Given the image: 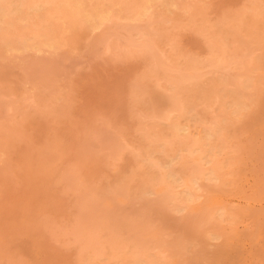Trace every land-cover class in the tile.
<instances>
[{"label":"rangeland","instance_id":"1","mask_svg":"<svg viewBox=\"0 0 264 264\" xmlns=\"http://www.w3.org/2000/svg\"><path fill=\"white\" fill-rule=\"evenodd\" d=\"M94 1L95 0L93 1L92 0L90 1L89 0H85V1L84 0L82 1L81 0L79 1L78 0H67V1L66 0H53V1L52 0L50 1L49 0H31V1L23 0L22 2V0H0V9H1L0 14L3 15V16L0 15V20H1L0 22V25H1L0 26V52H1L0 58H2L0 59V69H3L4 66L6 65L5 69L7 70V71L0 70V98H1L0 99V264H81V263L82 264L84 263L102 264V262L103 264H117V263L118 264H128V263L129 264L130 263L131 264L132 263L133 264H142V263L144 264L145 263L146 264H161V263L162 264H203L204 263L205 264V262L206 264H224V263L225 264H264V123H263L264 122V111H263L264 110V97L262 98V96L264 95V91H263L264 90V75H263L264 74V49H263L264 48V34H263L264 33L263 31L264 30V27H263L264 26V20H263L264 19V10H263L264 0H260V2L259 0L258 1L257 0H199L201 3L198 2V0H191V1L190 0H171V1L169 0H157V1L156 0L155 1L154 0L152 1L151 0H143V1L140 0L139 1L138 0L139 2H137V0H134V2L133 0L132 1L131 0H118L119 2L117 0H110V1L109 0H101V1L96 0L95 2ZM124 1L125 3H123ZM51 2H54V3H51ZM82 4H85V5H82ZM95 4L97 5L100 4V5L96 6ZM143 4L144 6L148 5L145 11L144 9H139V8L137 9L136 6H141ZM172 5L176 8V10ZM19 6L21 9L18 8ZM120 6H121V10L119 9ZM81 7L82 8L85 7V8L82 9ZM93 7L95 8L97 7V8L95 9ZM61 8L63 10H61ZM185 9H187L188 12H186L187 10L185 11ZM106 10L109 11V13L105 14V12H107ZM16 11L19 13H17ZM141 11L142 13L140 14H142L143 16L139 14V12ZM6 12L7 13L9 12V13L7 14ZM23 12H26V13H23ZM29 12H32V13H29ZM77 12L79 13V15H77L78 14ZM152 12L154 15H152ZM94 13H96L97 15ZM124 13L128 16H126ZM249 13H251V16L249 15ZM129 15L131 17H129ZM209 15L210 17H208ZM5 17H6V20H5ZM13 17H15L16 19ZM42 17L45 21L42 19ZM71 17L72 18L74 17V18L70 19ZM114 18H116L117 20L116 19L114 20ZM95 19L98 21H96ZM84 20H89V21H84ZM112 21L113 22L116 21V22L113 23ZM4 22H6V24ZM83 22H84V25H81L83 24ZM95 22H98V24H95ZM179 22H181V24ZM183 22H185V24ZM40 23H41V26L39 27ZM76 24L77 25L79 24V25L77 26ZM48 25H50V27ZM18 27L20 28V30H18L19 29ZM254 30L256 32H254ZM34 31L36 32L34 33ZM49 31H52V32H49ZM74 31H76L75 34L73 33ZM259 31L261 35L258 33ZM13 32H16V33L13 34ZM250 32L253 33V35L250 34ZM63 33H65L66 35ZM240 34L243 37L242 39H241ZM43 35H45V37ZM164 35H165V38H164ZM17 37L20 39H18ZM254 37L257 39H255ZM24 39L27 41H25ZM114 39L115 40L117 39L118 42L114 41ZM2 40H4L3 42L5 43H3ZM150 40L152 43L150 42ZM220 40L222 42H220ZM157 42L158 44H156ZM177 43L178 44L180 43L179 47ZM224 43H226V45ZM31 44L33 45L31 46ZM117 44H118V48H117ZM261 44L263 45V47ZM12 47L13 49H11ZM130 47L133 49H131ZM111 48L113 50L115 48L116 51H113ZM136 48H138L139 51ZM58 49H59V52H58ZM156 49H158V51ZM166 49L169 52H166L167 51ZM15 51H18V52H15ZM160 51L161 52L163 51V52L161 53ZM170 51L172 52L170 53ZM228 53L230 54L228 55ZM249 53L252 56H249ZM27 54L29 55V57H27L28 56ZM10 55H14V56L9 57ZM226 55L230 57L229 58L227 56L228 60L226 58ZM161 56L163 57V60ZM196 56H197V59H195ZM176 57H177V60H176ZM195 60L197 61L198 64L196 63ZM198 60L200 61L198 62ZM187 63H190V64H187ZM247 63L249 64L248 67L245 66L247 65ZM199 64H200V67H199ZM240 67H243V69ZM179 68L180 70H176ZM198 68L200 69V71ZM213 70H215V72ZM243 71L245 72L243 73ZM196 72H197V75H196ZM234 72H236L235 74L237 73L238 74L237 75L232 74ZM183 73L184 75H182ZM219 75L221 76V78ZM39 77H42L43 80L42 78H39ZM48 78L52 81L54 80L55 82L50 81ZM233 78L234 80H232ZM237 78H240L241 80L240 79L237 80ZM198 79H200L201 81ZM196 80H198V82ZM172 81L174 82L172 83ZM240 81H241V84H239ZM227 82H228V85H227ZM171 84L173 85L172 86L173 89L171 87ZM246 84L249 86V88ZM203 85H205V87ZM251 85L253 87H251ZM213 86L216 88H214ZM232 87H233V90H232ZM189 88L191 89L189 90ZM221 88H225V90L223 89L221 90ZM228 88L230 90H228ZM207 89L209 93L207 92ZM45 90L48 91L49 93L46 92ZM141 90L144 92H142ZM136 91L139 92V95ZM140 92H142L143 94L142 93L140 94ZM195 93L196 94L198 93V94L196 95ZM223 93L226 96V98L224 97ZM253 93L254 94L257 93V94L254 96ZM211 94H213L214 96ZM218 94L220 95L218 96ZM2 95H4V98ZM221 95H222V98H221ZM54 96H57V97H54ZM144 96H147V97L145 98ZM59 97L61 99H59ZM250 97H251V100H250ZM253 97L255 98V100H257V103H255L256 101L254 100ZM228 98H230L229 100L231 101H229ZM193 99L195 100L193 101ZM223 99L225 102L223 101ZM134 100L136 101V103ZM174 100L175 102H173ZM187 100L191 102L192 104L189 103ZM216 100L220 103L219 105ZM232 101H234L235 103H232ZM240 101L242 102V104H240L241 103ZM245 105L247 106V108ZM205 108L207 111L205 110ZM189 109L190 111H188ZM151 113H154V114H151ZM209 113L210 114L213 113V115H210ZM236 113L238 114V116ZM181 114L183 115V117ZM194 114H197V115H194ZM152 115H154L153 116L154 118L152 117ZM173 115H176V116H173ZM189 115H192V116H189ZM195 117L198 121L194 119ZM253 118L256 120H254ZM215 119H217L216 123L214 122ZM171 120H173L172 123H171ZM177 120L178 122H176ZM200 120L202 123L200 122ZM224 120H226V123ZM238 120L240 122H238ZM165 121L169 122L170 124H167ZM185 122H187L188 124L187 123L185 124ZM203 122L204 123L207 122L208 125L204 124ZM222 122L223 124H221ZM229 122L231 123L228 124ZM192 123L193 124L196 123L197 125L196 124L193 125ZM180 124L185 125L186 128L187 129L189 128V129L188 130L186 129V131L184 132H180L178 130V126H180ZM189 124L190 125L192 124V126H190ZM213 125H215L216 127ZM204 126H206V128ZM223 126L225 127L223 128ZM233 126H235V128ZM106 128L107 130L108 129L109 130L108 131L105 130ZM167 128H168V131H167ZM227 128L230 130H228ZM140 129L142 130L140 131ZM221 129H222L221 131L222 133H220ZM194 131H196V133ZM203 131H206L207 133ZM208 132L210 133V135ZM215 133L216 134L218 133V134L216 135ZM104 134L106 137L104 136ZM107 136H109L110 139ZM133 136H135V138ZM157 136L159 138H157ZM183 137H184L185 142L183 141ZM200 137L204 139L202 140ZM213 137L214 139H218V141L214 140ZM150 138H152L151 139L152 141L150 140ZM220 139L221 141H219ZM209 140H212V141H209ZM214 141L217 147L212 146V143ZM206 142L208 143L205 146ZM221 143H225V144L223 145ZM160 144H162L161 145L162 147L159 146ZM203 144L205 147L203 146ZM209 144L211 145V147L209 146ZM231 144L232 145L236 144L237 146L236 145L232 146ZM125 145H128L126 146L128 148H126ZM143 145H145V147ZM180 146H182L183 148ZM220 146H221V149H220ZM117 148H119L118 151H117ZM131 148L134 150V153ZM213 148L215 151L213 150ZM234 148L237 150H235ZM127 149L128 150L131 149V151L128 152ZM228 150L230 153L228 152ZM204 151L206 152V154H204L205 153ZM179 153H182V154H179ZM208 153L211 156H209ZM225 153L227 154L225 155ZM128 154L129 156H127ZM183 154H184V157L182 156ZM207 154L209 156V157L207 156L208 158L205 156ZM234 154H236V156L237 155L239 156L236 157ZM191 157H194V158L196 157L197 159H193V158L191 159ZM184 158L188 160H184ZM175 160H178V161H175ZM189 160H191L192 162ZM214 160L216 162H214ZM222 160L223 162L225 161V163L221 162ZM123 161H126V162H123ZM167 161L169 163H167ZM228 161L230 162L228 163ZM149 162L154 167L152 165L150 167ZM170 164L172 165L169 166ZM203 164L204 166H202ZM224 164H225V167H223ZM133 165H134V168L132 167ZM232 166L235 169H233ZM131 167L133 168V170ZM127 171H129L128 174H127ZM137 171H139L140 174H138ZM193 171H195L196 175L195 173H193ZM209 171H211V173ZM219 171L221 172L222 176L220 175ZM154 172H156L155 175H154ZM83 173L86 175H84ZM118 174L120 175V180H117V177L119 179ZM233 174H235V177ZM206 175L208 177H206ZM211 175L212 176L214 175V176L212 177ZM169 177H171V180H169L170 179ZM79 180L81 182H79ZM92 181H95V182H92ZM118 181L119 182L122 181L121 182L122 184L119 183ZM124 181H125V184H124ZM130 181L132 183H130ZM187 181L190 184H188ZM147 182L150 183L148 186H147L148 184ZM154 182L157 186L154 184ZM118 183L121 185H119ZM127 183L129 184V186ZM86 184L87 186H85ZM88 185L90 187L92 186L93 188L92 187L87 188ZM143 185H146V186H143ZM182 185L184 186L182 187ZM118 186L120 187V189H117L119 188ZM121 186L123 187V189L121 188ZM192 186H193V189H192ZM206 186H207V189H206ZM105 187L108 190L109 189L110 190L107 191ZM130 187L133 189H131ZM143 187H145L146 189L145 188L143 189ZM149 187L150 189H148ZM156 188L158 190H156ZM195 189L196 191L198 189L201 191L198 190V192H196L194 191ZM105 190L108 192V196L103 194L105 193ZM148 191L150 195H148ZM87 192L89 195L87 194ZM100 192L103 195V197H101L102 195L100 194ZM159 192H160V195H159ZM134 193H138V194H134ZM156 193H158L159 196ZM196 194H197V197H196ZM95 195L97 197H95ZM127 195H129L130 197L128 198ZM166 195H167V198H166ZM207 196L209 199H207ZM111 198L113 199L112 202H111ZM171 198H173L174 200ZM98 199H100L101 201ZM185 199L187 200L188 203L185 201ZM97 200L99 201L98 203H97ZM205 200L207 202H205ZM189 203L191 205H189ZM103 204L105 205L103 206ZM212 205L215 207H213ZM132 206L134 209L131 208ZM209 206L212 207L211 211H209V208H210ZM137 207L138 208L141 207V208L138 209ZM136 209L138 211L141 209L142 211L140 210L137 213ZM144 209H145V212H144ZM188 209L189 210L192 209L193 212L189 211ZM218 210H220L219 211L220 213L218 212ZM147 211L148 213L150 211L152 213L150 212V214H148ZM196 211H198V213H195ZM227 211H230V213L228 212L229 213L228 214ZM103 212L105 213L106 216L103 214ZM142 212L144 213L141 214ZM221 212H222V215H221ZM113 213H115L116 215L115 214L113 215ZM127 214L129 217L127 216ZM138 214L140 215L139 216L140 218L138 217ZM223 215H225L226 219L224 218ZM101 216L103 217V219ZM219 216L220 217L222 216V217L220 218ZM107 217H111V218L113 217V218L110 219ZM144 217L146 221H143ZM127 218L129 219L127 220ZM147 218L151 219L152 221H150ZM78 219H81V220H78ZM130 219H132L133 221H131ZM140 219L142 220V223H140L141 222ZM116 220H118L119 222H117ZM95 221L97 222L95 223ZM111 221H113L114 224ZM135 221H137L138 223ZM149 221L151 223H149ZM104 223H107V224H104ZM123 224L124 225L127 224L129 227L127 225L125 227L123 226ZM134 224L137 226H135ZM155 226H158V227H155ZM103 227H105L106 229H102ZM124 227H125V230H124ZM137 227H139L141 230L140 229L137 230L138 229ZM143 227H146V228L143 229ZM155 228L157 230L156 232H155ZM91 229L95 231V234L98 235L97 237L94 236L95 235L93 234L94 231H91ZM142 229L145 232H143ZM118 230L119 231L122 230V231L119 232ZM221 230H223L222 233H221ZM101 231L103 232V234ZM98 232L100 234H98ZM81 233L83 237L81 236ZM137 234L139 236H137ZM92 235L96 239H94ZM118 235L119 236L122 235V236L117 237ZM144 236H146V238H144ZM106 237L107 239L108 238L110 239V237H113L114 239L111 238L110 239L111 241H110L109 239L107 240ZM124 237L125 238L127 237V238L124 239ZM141 237L143 238L142 243L140 241L142 239ZM210 237L212 238L214 237L213 238L214 240L212 238L210 239ZM119 238L121 239V242L119 241L120 243L118 242V240H120ZM135 238L136 239L139 238V240H136ZM148 238L150 241L148 240ZM152 238H155V239H152ZM225 239H229V240L226 241ZM95 240H98V243ZM133 240H134V243L132 242ZM191 240L194 242H192ZM232 240L235 243L233 242L231 243ZM92 241L95 242L96 244L95 243L93 244ZM138 241H140V243ZM115 243L116 245L119 244L117 248L115 247L116 246ZM136 243L139 244V246L136 245ZM158 243L159 244L161 243V244L158 245ZM170 243L172 244V247L170 246L169 248ZM90 244L91 245L93 244V245L91 246ZM185 244L187 247L185 246ZM86 245L91 246L89 248L90 250L87 249L88 247L86 248ZM148 245H150V247ZM80 246H82V248ZM103 246L105 247L108 246L110 251H108L109 250L108 248L104 247L106 252L103 253L104 248L103 249L100 248ZM122 246H125V247H122ZM142 246L143 247L145 246V248H141ZM162 246H165V247H162ZM173 247L175 248L173 249ZM155 248H157L158 250L157 249H156L157 251L154 250ZM166 248L169 250L167 251ZM186 248L188 250H186ZM98 249H99L100 254L99 253L97 254ZM128 249L130 251H128ZM83 252H85V254ZM82 253L84 254V256ZM106 253L108 255L110 254L109 255L110 257L107 256ZM135 253L137 255H135ZM78 254L80 255V257ZM144 254H147V255H144ZM185 254L188 256H186ZM101 255L102 256L104 255V256L102 257ZM126 255L127 256L129 255V256L127 257ZM94 256L95 258L97 256L98 259L96 258L95 260ZM170 256L172 257V259ZM79 259L81 260V262H79ZM86 259L87 260L89 259L88 260L89 262ZM113 259H116V260H113ZM120 259L122 260L119 261ZM203 260H206V261H203Z\"/></svg>","mask_w":264,"mask_h":264},{"label":"bare ground","instance_id":"2","mask_svg":"<svg viewBox=\"0 0 264 264\" xmlns=\"http://www.w3.org/2000/svg\"><path fill=\"white\" fill-rule=\"evenodd\" d=\"M26 1H27V0H26ZM30 1H31V0H30ZM49 1H50V0H49ZM52 1H53V0H52ZM66 1H67V0H66ZM78 1H79V0H78ZM81 1H82V0H81ZM84 1H85V0H84ZM89 1H90V0H89ZM92 1H93V0H92ZM95 1H96V0H95ZM95 1H94V2H95ZM100 1H101V0H100ZM109 1H110V0H109ZM117 1H118V0H117ZM131 1H132V0H131ZM139 1H140V0H139ZM139 1L137 0V2H139ZM142 1H143V0H142ZM142 1H141V2H142ZM151 1H152V0H151ZM154 1H155V0H154ZM156 1H157V0H156ZM169 1H171V0H169ZM190 1H191V0H190ZM190 1H189V3H190ZM257 1H258V0H257ZM1 2H2V1H1ZM15 2H16V1H15ZM20 2H21V1H20ZM22 2H23V0H22ZM24 2H25V1H24ZM33 2H34V1H33ZM44 2H45V1H44ZM118 2H119V1H118ZM118 2H117V3H118ZM129 2H130V1H129ZM133 2H134V0H133ZM198 2H200V1L198 0ZM259 2H260V0H259ZM25 3H26V2H25ZM39 3H40V2H39ZM51 3H54V2H51ZM64 3H65V2H64ZM79 3H80V2H79ZM79 3H78V4H79ZM91 3H92V2H91ZM91 3H90V4H91ZM103 3H104V2H103ZM121 3H122V2H121ZM123 3H125V1H124ZM145 3H146V2H145ZM164 3H165V1H164ZM168 3H169V2H168ZM180 3H181V2H180ZM187 3H188V2H187ZM187 3H186V4H187ZM200 3H201V2H200ZM200 3H199V4H200ZM55 4H56V3H55ZM66 4H67V2H66ZM118 4H119V3H118ZM132 4H133V3H132ZM139 4H140V3H139ZM151 4H152V3H151ZM172 4H173V3H172ZM191 4H192V3H191ZM203 4H204V3H203ZM24 5H25V4H24ZM37 5H38V3H37ZM70 5H71V4H70ZM70 5H69V6H70ZM73 5H74V4H73ZM75 5H76V4H75ZM82 5H85V4H82ZM95 5L98 6V5H100V4H98V5L95 4ZM109 5H110V3H109ZM114 5H115V4H114ZM126 5H127V4H126ZM137 5H138V4H137ZM169 5H170V4H169ZM5 6H6V5H5ZM27 6H28V5H27ZM50 6H51V5H50ZM55 6H56V5H55ZM59 6H61V5H59ZM92 6H93V5H92ZM104 6H105V5H104ZM156 6H157V5H156ZM165 6H166V5H165ZM165 6H164V7H165ZM172 6H173V5H172ZM186 6H187V5H186ZM188 6H189V5H188ZM257 6H258V5H257ZM14 7H15V6H14ZM42 7H43V6H42ZM47 7H48V6H47ZM101 7H102V6H101ZM127 7H128V6H127ZM136 7H137V9H138V8H139V9H144V11H145V9H147L148 5L144 6V4H143V5H141V6H136ZM151 7H152V6H151ZM167 7H168V6H167ZM173 7H174V6H173ZM177 7H178V6H177ZM199 7H201V6H199ZM205 7H206V6H205ZM244 7H245V6H244ZM9 8H11V7H9ZM18 8H20V6H19ZM24 8H25V7H24ZM30 8H31V6H30ZM44 8H45V6H44ZM50 8H51V7H50ZM56 8H57V7H56ZM78 8H79V7H78ZM81 8H82V7H81ZM83 8H85V7H83ZM83 8H82V9H83ZM93 8H95V7H93ZM96 8H97V7H96ZM96 8H95V9H96ZM122 8H123V7H122ZM130 8H131V7H130ZM133 8H134V7H133ZM158 8H159V7H158ZM161 8H163V7H161ZM174 8H175V7H174ZM178 8H179V7H178ZM194 8H195V6H194ZM259 8H260V7H259ZM20 9H21V8H20ZM38 9H39V8H38ZM57 9H58V8H57ZM59 9H60V7H59ZM63 9H64V7H63ZM63 9L61 8V10H63ZM71 9H72V8H71ZM82 9H81V10H82ZM103 9H104V8H103ZM106 9H107V8H106ZM111 9H112V8H111ZM119 9L121 10V6H120ZM124 9H125V8H124ZM124 9H123V10H124ZM128 9H129V8H128ZM166 9H167V8H166ZM0 10H1V9H0ZM3 10H4V9H3ZM18 10H19V9H18ZM48 10H49V9H48ZM52 10H54V9H52ZM65 10H66V9H65ZM73 10H74V9H73ZM75 10H76V9H75ZM87 10H88V8H87ZM87 10H86V11H87ZM90 10H91V9H90ZM101 10H102V9H101ZM107 10H108V9H107ZM107 10H106V11H107ZM113 10H114V9H113ZM153 10H154V9H153ZM169 10H170V9H169ZM175 10H176V8H175ZM186 10H187V9H185V11H186ZM191 10H192V9H191ZM195 10H196V9H195ZM263 10H264V9H263ZM26 11H27V9H26ZM28 11H29V10H28ZM36 11H37V9H36ZM44 11H45V10H44ZM76 11H77V10H76ZM79 11H80V10H79ZM104 11H105V10H104ZM115 11H116V10H115ZM115 11H113V12H115ZM136 11H137V10H136ZM158 11H159V10H158ZM167 11H168V10H167ZM189 11H190V10H189ZM244 11H245V10H244ZM16 12H17V11H16ZM40 12H41V10H40ZM55 12H56V11H55ZM93 12H94V11H93ZM100 12H101V11H100ZM100 12H99V14H100ZM113 12H112V13H113ZM117 12H118V11H117ZM120 12H122V11H120ZM123 12H124V11H123ZM156 12H157V11H156ZM159 12H160V11H159ZM183 12H184V11H183ZM186 12H188V10H187ZM229 12H230V11H229ZM234 12H235V11H234ZM258 12H259V11H258ZM6 13H7V12H6ZM8 13H9V12H8ZM8 13H7V14H8ZM11 13H12V12H11ZM17 13H19V12H17ZM17 13H16V14H17ZM21 13H22V12H21ZM23 13H26V12H23ZM29 13H32V12H29ZM49 13H50V12H49ZM49 13H48V14H49ZM77 13H78V12H77ZM85 13H86V12H85ZM85 13H84V14H85ZM88 13H89V11H88ZM107 13H109V11L105 12V14H107ZM126 13H127V12H126ZM137 13H138V12H137ZM140 13H142V11L139 12V14H140ZM167 13H168V12H167ZM204 13H205V12H204ZM37 14H39V13H37ZM52 14H53V13H52ZM86 14H87V13H86ZM94 14H96V13H94ZM103 14H104V13H103ZM110 14H111V13H110ZM124 14H125V13H124ZM156 14H157V13H156ZM183 14H184V13H183ZM183 14H182V15H183ZM186 14H187V13H186ZM194 14H195V13H194ZM227 14H228V13H227ZM0 15H2V14H0ZM21 15H22V14H21ZM21 15H19V16H21ZM77 15H79V13H78ZM90 15H91V14H90ZM96 15H97V14H96ZM112 15H114V14H112ZM116 15H117V13H116ZM125 15H126V14H125ZM140 15H142V14H140ZM152 15H154L153 12H152ZM182 15H181V16H182ZM204 15H205V14H204ZM249 15L251 16V13H249ZM2 16H3V15H2ZM37 16H38V15H37ZM47 16H48V15H47ZM73 16H75V15H73ZM126 16H128V15H126ZM133 16H134V15H133ZM136 16H137V15H136ZM138 16H139V15H138ZM142 16H143V15H142ZM146 16H147V14H146ZM171 16H172V14H171ZM184 16H185V15H184ZM197 16H198V15H197ZM217 16H219V15H217ZM217 16H216V17H217ZM7 17H8V16H7ZM31 17H32V16H31ZM33 17H34V16H33ZM35 17H36V16H35ZM40 17H41V16H40ZM51 17H52V16H51ZM76 17H77V16H76ZM102 17H103V16H102ZM106 17H107V16H106ZM129 17H131V16L129 15ZM129 17H128V18H129ZM166 17H167V16H166ZM208 17H210V15H209ZM220 17H221V16H220ZM253 17H254V16H253ZM3 18H4V17H3ZM13 18H15V17H13ZM13 18H12V19H13ZM19 18H20V17H19ZM19 18H18V19H19ZM46 18H48V17H46ZM56 18H57V17H56ZM68 18H69V17H68ZM73 18H74V17H73ZM73 18L71 17L70 19H73ZM80 18H81V17H80ZM84 18H85V17H84ZM89 18H90V17H89ZM91 18H92V17H91ZM107 18H108V17H107ZM112 18H113V17H112ZM121 18H122V17H121ZM123 18H124V17H123ZM140 18H141V17H140ZM146 18H147V17H146ZM153 18H154V17H153ZM261 18H262V17H261ZM7 19H8V18H7ZM15 19H16V18H15ZM32 19H33V18H32ZM35 19H36V18H35ZM42 19H43V17H42ZM70 19H69V20H70ZM76 19H77V18H76ZM97 19H98V18H97ZM104 19H106V18H104ZM115 19H116V18H114V20H115ZM130 19H131V18H130ZM136 19H137V18H136ZM136 19H135V20H136ZM147 19H148V18H147ZM150 19H151V18H150ZM158 19H159V18H158ZM167 19H168V18H167ZM170 19H172V18H170ZM175 19H176V18H175ZM186 19H187V18H186ZM235 19H236V18H235ZM3 20H4V19H3ZM5 20H6V17H5ZM10 20H11V19H10ZM19 20H20V19H19ZM19 20H18V21H19ZM37 20H38V19H37ZM43 20H44V19H43ZM51 20H52V18H51ZM53 20H54V19H53ZM91 20H92V19H91ZM95 20H96V19H95ZM110 20H111V19H110ZM112 20H113V19H112ZM116 20H117V19H116ZM144 20H145V19H144ZM148 20H149V19H148ZM177 20H178V19H177ZM177 20H176V21H177ZM232 20H233V19H232ZM245 20H246V19H245ZM247 20H248V19H247ZM263 20H264V19H263ZM18 21H17V22H18ZM21 21H22V20H21ZM24 21H25V20H24ZM24 21H23V22H24ZM35 21H36V20H35ZM44 21H45V20H44ZM49 21H50V20H49ZM58 21H60V20H58ZM62 21H63V20H62ZM70 21H71V20H70ZM84 21H89V20H84ZM93 21H94V20H93ZM96 21H98V20H96ZM99 21H100V20H99ZM120 21H121V20H120ZM120 21H119V22H120ZM136 21H137V20H136ZM153 21H154V20H153ZM161 21H162V20H161ZM171 21H172V20H171ZM180 21H181V20H180ZM182 21H183V20H182ZM225 21H226V20H225ZM0 22H1V20H0ZM32 22H33V21H32ZM38 22H39V21H38ZM46 22H47V21H46ZM50 22H51V21H50ZM76 22H77V21H76ZM78 22H80V21H78ZM81 22H82V21H81ZM90 22H91V21H90ZM90 22H89V23H90ZM112 22H113V21H112ZM115 22H116V21H115ZM115 22H113V23H115ZM132 22H133V21H132ZM156 22H158V21H156ZM226 22H227V21H226ZM4 23L6 24V22H4ZM11 23H12V21H11ZM30 23H31V22H30ZM52 23H53V22H52ZM64 23H65V22H64ZM68 23H69V22H68ZM102 23H103V22H102ZM163 23H164V22H163ZM179 23L181 24V22H179ZM183 23L185 24V22H183ZM221 23H222V22H221ZM224 23H225V22H224ZM32 24H33V23H32ZM35 24H36V23H35ZM72 24H73V23H72ZM93 24H94V23H93ZM93 24H92V25H93ZM95 24H98V22H95ZM95 24H94V25H95ZM143 24H144V22H143ZM146 24H147V22H146ZM157 24H158V23H157ZM164 24H165V23H164ZM176 24H177V23H176ZM180 24H179V25H180ZM192 24H193V23H192ZM242 24H243V23H242ZM247 24H248V23H247ZM9 25H10V24H9ZM12 25H13V24H12ZM28 25H29V24H28ZM43 25H44V24H43ZM50 25H51V24H50ZM50 25H48V26L50 27ZM76 25H77V24H76ZM78 25H79V24H78ZM78 25H77V26H78ZM81 25H84V22H83V24H81ZM165 25H166V24H165ZM168 25H169V24H168ZM252 25H253V24H252ZM261 25H263V24H261ZM0 26H1V25H0ZM7 26H8V24H7ZM15 26H16V25H15ZM17 26H18V25H17ZM29 26H30V25H29ZM40 26H41V23H40L39 27H40ZM52 26H53V25H52ZM70 26H71V25H70ZM73 26H75V25H73ZM152 26H153V25H152ZM169 26H170V25H169ZM182 26H183V25H182ZM245 26H246V24H245ZM248 26H250V25H248ZM256 26H257V25H256ZM9 27H10V26H9ZM34 27H35V26H34ZM37 27H38V26H37ZM67 27H68V26H67ZM88 27H89V26H88ZM175 27H176V26H175ZM257 27H258V26H257ZM263 27H264V26H263ZM16 28H17V27H16ZM16 28H15V29H16ZM18 28H19V27H18ZM24 28H25V27H24ZM32 28H33V27H32ZM45 28H46V27H45ZM52 28H53V27H52ZM52 28H51V29H52ZM77 28H78V27H77ZM77 28H76V29H77ZM99 28H100V27H99ZM143 28H144V27H143ZM154 28H156V27H154ZM154 28H153V29H154ZM159 28H160V27H159ZM161 28H162V27H161ZM173 28H174V27H173ZM29 29H30V28H29ZM34 29H35V28H34ZM46 29H47V28H46ZM66 29H68V28H66ZM94 29H95V28H94ZM108 29H109V28H108ZM145 29H146V28H145ZM149 29H150V28H149ZM162 29H163V28H162ZM171 29H172V28H171ZM175 29H176V28H175ZM233 29H234V28H233ZM251 29H252V28H251ZM18 30H20V28H19ZM22 30H23V29H22ZM32 30H33V29H32ZM53 30H54V29H53ZM77 30H78V29H77ZM84 30H85V28H84ZM96 30H97V29H96ZM157 30H158V29H157ZM165 30H166V29H165ZM246 30H247V29H246ZM246 30H245V31H246ZM260 30H261V28H260ZM1 31H2V29H1ZM12 31H14V30H12ZM41 31H42V30H41ZM44 31H45V30H44ZM58 31H59V30H58ZM78 31H79V30H78ZM81 31H82V30H81ZM113 31H114V30H113ZM129 31H130V30H129ZM137 31H138V30H137ZM144 31H145V30H144ZM167 31H168V30H167ZM167 31H166V32H167ZM176 31H177V30H176ZM242 31H243V30H242ZM263 31H264V30H263ZM8 32H9V31H8ZM10 32H11V31H10ZM35 32H36V31H34V33H35ZM49 32H52V31H49ZM49 32H48V33H49ZM75 32H76V31H74L73 33L75 34ZM92 32H94V31H92ZM106 32H107V31H106ZM134 32H135V31H134ZM146 32H147V31H146ZM170 32H171V30H170ZM248 32H249V31H248ZM254 32H256V31L254 30ZM1 33H3V32H1ZM14 33H16V32H13V34H14ZM26 33H27V32H26ZM37 33H38V32H37ZM69 33H70V32H69ZM71 33H72V32H71ZM89 33H90V32H89ZM130 33H131V32H130ZM160 33H161V32H160ZM172 33H173V32H172ZM213 33H214V32H213ZM258 33L261 35L260 31H259ZM27 34H28V33H27ZM31 34H33V33H31ZM39 34H40V33H39ZM43 34H44V33H43ZM50 34H51V33H50ZM54 34H55V33H54ZM63 34H65V33H63ZM63 34H62V35H63ZM67 34H68V33H67ZM87 34H88V33H87ZM87 34H86V35H87ZM92 34H93V33H92ZM138 34H139V32H138ZM150 34H151V33H150ZM156 34H157V33H156ZM233 34H234V33H233ZM250 34L253 35V33H251V32H250ZM263 34H264V33H263ZM4 35H5V34H4ZM4 35H2V36H4ZM15 35H16V34H15ZM22 35H23V34H22ZM28 35H29V34H28ZM40 35H41V34H40ZM51 35H52V34H51ZM65 35H66V34H65ZM68 35H69V34H68ZM76 35H77V34H76ZM170 35H171V34H170ZM170 35H169V36H170ZM236 35H237V34H236ZM43 36L45 37V35H43ZM43 36H42V37H43ZM56 36H57V34H56ZM63 36H64V35H63ZM69 36H70V35H69ZM215 36H216V35H215ZM240 36H241V34H240ZM240 36H239V37H240ZM5 37H6V36H5ZM26 37H27V36H26ZM42 37H41V38H42ZM46 37H47V35H46ZM67 37H68V36H67ZM85 37H86V36H85ZM148 37H149V36H148ZM156 37H157V36H156ZM160 37H161V36H160ZM162 37H163V36H162ZM178 37H179V36H178ZM226 37H228V36H226ZM229 37H230V36H229ZM258 37H259V36H258ZM17 38H18V37H17ZM22 38H23V37H22ZM29 38H30V37H29ZM35 38H36V37H35ZM39 38H40V37H39ZM54 38H55V37H54ZM54 38H53V39H54ZM143 38H144V37H143ZM164 38H165V35H164ZM169 38H170V37H169ZM242 38H243V37L241 36V39H242ZM254 38H255V37H254ZM13 39H14V38H13ZM18 39H20V38H18ZM32 39H34V38H32ZM46 39H47V38H46ZM51 39H52V38H51ZM55 39H56V38H55ZM139 39H140V38H139ZM153 39H154V37H153ZM153 39H152V41H153ZM158 39H160V38H158ZM255 39H257V38H255ZM8 40H9V39H8ZM24 40H25V39H24ZM35 40H36V39H35ZM39 40H40V39H39ZM68 40H69V39H68ZM141 40H142V39H141ZM141 40H140V41H141ZM162 40H163V38H162ZM162 40H160V41H162ZM166 40H167V38H166ZM166 40H165V41H166ZM169 40H170V39H169ZM221 40H222V39H221ZM221 40H220V42H222ZM233 40H234V39H233ZM262 40H263V38H262ZM3 41H4V40H2V42H3ZM10 41H11V39H10ZM12 41H13V40H12ZM17 41H18V40H17ZM25 41H27V40H25ZM25 41H24V42H25ZM42 41H43V40H42ZM42 41H41V42H42ZM46 41H47V40H46ZM52 41H53V40H52ZM59 41H60V40H59ZM61 41H62V40H61ZM69 41H70V40H69ZM114 41H117V39H116V40L114 39ZM156 41H157V40H156ZM156 41H155V42H156ZM228 41H229V40H228ZM243 41H244V40H243ZM260 41H261V40H260ZM14 42H15V41H14ZM54 42H55V41H54ZM73 42H74V41H73ZM107 42H108V41H107ZM107 42H106V43H107ZM111 42H112V41H111ZM117 42H118V41H117ZM119 42H120V41H119ZM150 42H151V40H150ZM3 43H5V42H3ZM6 43H7V42H6ZM52 43H53V42H52ZM65 43H66V42H65ZM68 43H70V42H68ZM71 43H72V42H71ZM114 43H116V42H114ZM124 43H125V42H124ZM146 43H147V42H146ZM151 43H152V42H151ZM151 43H150V44H151ZM161 43H162V42H161ZM161 43H160V44H161ZM165 43H167V42H165ZM180 43H181V42H180ZM180 43H179V44H180ZM228 43H229V42H228ZM231 43H232V42H231ZM231 43H230V44H231ZM249 43H250V42H249ZM20 44H21V43H20ZM47 44H48V43H47ZM63 44H64V43H63ZM121 44H122V43H121ZM136 44H137V43H136ZM154 44H155V43H154ZM156 44H158V42H157ZM177 44H178V43H177ZM179 44H178V47H179ZM204 44H205V43H204ZM224 44L226 45V43H224ZM238 44H239V43H238ZM243 44H244V43H243ZM245 44H246V42H245ZM247 44H248V43H247ZM3 45H4V44H3ZM3 45H2V46H3ZM23 45H24V44H23ZM32 45H33V44H31V46H32ZM41 45H42V43H41ZM107 45H108V44H107ZM111 45H112V44H111ZM172 45H173V44H172ZM172 45H171V46H172ZM219 45H220V44H219ZM240 45H241V44H240ZM250 45H251V44H250ZM250 45H249V46H250ZM261 45H262V44H261ZM8 46H9V45H8ZM8 46H7V47H8ZM45 46H46V45H45ZM63 46H64V45H63ZM71 46H72V45H71ZM122 46H124V45H122ZM162 46H163V45H162ZM166 46H167V45H166ZM174 46H175V45H174ZM204 46H206V45H204ZM229 46H231V45H229ZM16 47H17V46H16ZM51 47H53V46H51ZM107 47H108V46H107ZM138 47H139V46H138ZM160 47H161V46H160ZM164 47H165V45H164ZM168 47H169V46H168ZM183 47H184V46H183ZM262 47H263V45H262ZM19 48H20V46H19ZM41 48H42V47H41ZM61 48H62V47H61ZM105 48H106V47H105ZM117 48H118V44H117ZM130 48H131V47H130ZM134 48H135V47H134ZM162 48H163V47H162ZM162 48H161V49H162ZM205 48H207V47H205ZM205 48H204V49H205ZM225 48H226V47H225ZM246 48H247V47H246ZM246 48H245V49H246ZM256 48H258V47H256ZM256 48H255V49H256ZM11 49H13V47H12ZM14 49H15V48H14ZM111 49H112V48H111ZM121 49H122V48H121ZM121 49H120V50H121ZM128 49H129V48H128ZM131 49H133V48H131ZM131 49H130V50H131ZM136 49H138V48H136ZM140 49H141V48H140ZM228 49H229V48H228ZM232 49H233V48H232ZM238 49H240V48H238ZM250 49H251V48H250ZM252 49H253V48H252ZM263 49H264V48H263ZM17 50H18V49H17ZM22 50H24V49H22ZM25 50H26V49H25ZM35 50H36V49H35ZM37 50H38V49H37ZM50 50H51V49H50ZM60 50H61V49H60ZM112 50H113V49H112ZM122 50H123V49H122ZM156 50L158 51V49H156ZM166 50H167V49H166ZM180 50H181V49H180ZM224 50H225V49H224ZM235 50H236V49H235ZM253 50H254V49H253ZM253 50H252V51H253ZM8 51H9V50H8ZM19 51H20V50H19ZM30 51H31V50H30ZM76 51H77V50H76ZM109 51H110V50H109ZM113 51H116L115 48H114ZM138 51H139V49H138ZM152 51H153V50H152ZM152 51H151V52H152ZM164 51H165V50H164ZM172 51H173V50H172ZM172 51H170V53H171ZM204 51H205V50H204ZM242 51H243V50H242ZM248 51H249V50H248ZM6 52H7V51H6ZM12 52H14V51H12ZM12 52H11V53H12ZM15 52H18V51H15ZM36 52H37V51H36ZM58 52H59V49H58ZM160 52H161V51H160ZM162 52H163V51H162ZM162 52H161V53H162ZM166 52H169V51L167 50ZM166 52H165V53H166ZM207 52H208V51H207ZM224 52H225V51H224ZM235 52H236V51H235ZM238 52H240V51H238ZM0 53H1V52H0ZM11 53H10V54H11ZM22 53H23V52H22ZM115 53H116V52H115ZM139 53H140V52H139ZM157 53H158V52H157ZM179 53H180V52H179ZM242 53H243V52H242ZM250 53H251V52H250ZM250 53H249V56H252V55H250ZM260 53H261V52H260ZM2 54H3V53H2ZM8 54H9V53H8ZM40 54H41V53H40ZM148 54H149V53H148ZM166 54H167V53H166ZM198 54H199V53H198ZM205 54H206V52H205ZM214 54H215V53H214ZM229 54H230V53H228V55H229ZM237 54H238V53H237ZM253 54H254V53H253ZM6 55H7V54H6ZM23 55H24V54H23ZM27 55H28V54H27ZM27 55H26V56H27ZM33 55H34V54H33ZM42 55H43V54H42ZM122 55H123V54H122ZM127 55H128V54H127ZM137 55H138V54H137ZM159 55H161V54H159ZM195 55H196V54H195ZM195 55H194V56H195ZM220 55H221V53H220ZM223 55H224V54H223ZM228 55H226V58H227ZM231 55H233V54H231ZM234 55H235V54H234ZM1 56H2V55H1ZM3 56H4V55H3ZM7 56H8V55H7ZM11 56H14V55H10L9 57H11ZM31 56H32V55H31ZM139 56H140V55H139ZM178 56H179V55H178ZM188 56H189V55H188ZM201 56H202V55H201ZM243 56H244V55H243ZM246 56H247V55H246ZM19 57H20V55H19ZM23 57H24V56H23ZM27 57H29V55H28ZM142 57H143V56H142ZM144 57H145V56H144ZM149 57H150V56H149ZM161 57H162V56H161ZM171 57H172V55H171ZM186 57H187V56H186ZM208 57H209V56H208ZM228 57H229V56H228ZM231 57H232V56H231ZM239 57H240V55H239ZM244 57H245V56H244ZM256 57H257V56H256ZM4 58H5V57H4ZM4 58H3V59H4ZM21 58H22V57H21ZM135 58H136V57H135ZM180 58H181V57H180ZM182 58H183V57H182ZM191 58H192V56H191ZM194 58H195V57H194ZM229 58H230V57H229ZM0 59H2V58H0ZM26 59H28V58H26ZM26 59H24V60H26ZM145 59H146V58H145ZM168 59H169V58H168ZM195 59H197V56H196ZM199 59H200V58H199ZM223 59H224V58H223ZM223 59H222V60H223ZM236 59H237V58H236ZM246 59H247V58H246ZM256 59H258V58H256ZM4 60H5V59H4ZM10 60H11V59H10ZM10 60H9V61H10ZM22 60H23V59H22ZM162 60H163V57H162ZM164 60H165V59H164ZM174 60H175V59H174ZM176 60H177V57H176ZM188 60H189V59H188ZM217 60H218V59H217ZM227 60H228V58H227ZM244 60H245V58H244ZM247 60H248V59H247ZM2 61H3V60H2ZM5 61H6V60H5ZM15 61H16V60H15ZM15 61H14V62H15ZM26 61H28V60H26ZM149 61H150V60H149ZM152 61H153V60H152ZM152 61H151V62H152ZM185 61H187V60H185ZM195 61H196V60H195ZM199 61H200V60H198V62H199ZM12 62H13V61H12ZM21 62H22V61H21ZM151 62H150V63H151ZM180 62H181V61H180ZM204 62H205V61H204ZM223 62H224V61H223ZM246 62H247V61H246ZM257 62H258V61H257ZM23 63H24V61H23ZM31 63H32V62H31ZM173 63H174V62H173ZM175 63H177V62H175ZM182 63H184V62H182ZM194 63H195V62H194ZM196 63H197V61H196ZM207 63H208V62H207ZM213 63H214V62H213ZM236 63H237V62H236ZM239 63H240V62H239ZM244 63H245V62H244ZM9 64H11V63H9ZM12 64H13V63H12ZM16 64H17V62H16ZM20 64H21V63H20ZM25 64H26V63H25ZM154 64H155V62H154ZM171 64H172V63H171ZM185 64H186V63H185ZM187 64H190V63H187ZM197 64H198V63H197ZM14 65H15V64H14ZM163 65H164V64H163ZM180 65H181V64H180ZM211 65H212V64H211ZM215 65H216V64H215ZM215 65H214V66H215ZM224 65H225V64H224ZM250 65H251V64H250ZM259 65H260V63H259ZM261 65H262V64H261ZM5 66H6V65H5ZM5 66H4L3 69H0V70H6V69H5ZM10 66H11V65H10ZM191 66H192V65H191ZM194 66H196V65H194ZM194 66H193V67H194ZM202 66H203V65H202ZM212 66H213V65H212ZM238 66H239V65H238ZM245 66L248 67L249 64L247 63V65H245ZM257 66H258V65H257ZM171 67H172V66H171ZM171 67H169V68H171ZM199 67H200V64H199ZM207 67H208V66H207ZM207 67H206V68H207ZM29 68H30V67H29ZM169 68H168V69H169ZM189 68H190V67H189ZM194 68H195V67H194ZM216 68H217V66H216ZM220 68H221V67H220ZM232 68H233V67H232ZM240 68L243 69V67H240ZM240 68H239V69H240ZM252 68H253V67H252ZM261 68H262V67H261ZM174 69H175V68H174ZM181 69H183V68H181ZM187 69H188V68H187ZM195 69H196V68H195ZM195 69H194V70H195ZM198 69H199V68H198ZM237 69H238V67H237ZM242 69H241V70H242ZM256 69H257V68H256ZM153 70H154V69H153ZM176 70H180V68H179V69H176ZM184 70H185V69H184ZM189 70H190V69H189ZM204 70H205V69H204ZM210 70H211V69H210ZM224 70H225V69H224ZM226 70H227V68H226ZM262 70H263V69H262ZM6 71H7V70H6ZM162 71H163V70H162ZM164 71H165V70H164ZM167 71H168V70H167ZM173 71H174V70H173ZM186 71H187V70H186ZM186 71H185V72H186ZM199 71H200V69H199ZM202 71H203V70H202ZM207 71H209V70H207ZM207 71H206V72H207ZM213 71L215 72V70H213ZM221 71H222V70H221ZM257 71H258V70H257ZM146 72H147V71H146ZM160 72H161V71H160ZM165 72H166V71H165ZM190 72H191V71H190ZM204 72H205V71H204ZM217 72H218V71H217ZM244 72H245V71H243V73H244ZM166 73H167V72H166ZM218 73H219V72H218ZM224 73H225V72H224ZM224 73H223V75H224ZM235 73H236V72H234V73H232V74H235ZM241 73H242V72H241ZM247 73H248V72H247ZM253 73H254V72H253ZM160 74H161V73H160ZM176 74H177V73H176ZM185 74H186V73H185ZM188 74H189V73H188ZM194 74H195V73H194ZM199 74H200V73H199ZM213 74H215V73H213ZM225 74H226V73H225ZM237 74H238V73H237ZM237 74H235V75H237ZM250 74H251V73H250ZM4 75H5V74H4ZM146 75H147V74H146ZM182 75H184V73H183ZM196 75H197V72H196ZM203 75H204V74H203ZM205 75H206V74H205ZM226 75H227V74H226ZM240 75H241V74H240ZM255 75H256V74H255ZM261 75H262V73H261ZM263 75H264V74H263ZM43 76H44V75H43ZM149 76H150V75H149ZM161 76H163V75H161ZM180 76H181V75H180ZM214 76H215V75H214ZM219 76H220V75H219ZM238 76H239V75H238ZM242 76H244V75H242ZM245 76H246V75H245ZM1 77H2V76H1ZM44 77H45V76H44ZM159 77H160V76H159ZM195 77H196V76H195ZM207 77H208V76H207ZM212 77H213V76H212ZM223 77H224V76H223ZM223 77H222V78H223ZM259 77H260V76H259ZM33 78H34V77H33ZM39 78H42V77H39ZM39 78H38V79H39ZM51 78H52V77H51ZM171 78H172V77H171ZM178 78H179V77H178ZM215 78H217V77H215ZM220 78H221V76H220ZM226 78H227V77H226ZM253 78H254V77H253ZM5 79H6V77H5ZM31 79H32V78H31ZM36 79H37V78H36ZM36 79H35V80H36ZM48 79H49V78H48ZM136 79H137V78H136ZM148 79H149V78H148ZM148 79H147V81H148ZM151 79H152V78H151ZM176 79H177V78H176ZM185 79H186V77H185ZM203 79H204V78H203ZM238 79H240V78H237V80H238ZM251 79H252V78H251ZM258 79H259V78H258ZM42 80H43V78H42ZM42 80H41V81H42ZM46 80H47V79H46ZM49 80H50V79H49ZM172 80H173V79H172ZM182 80H183V79H182ZM193 80H195V79H193ZM198 80H200V79H198ZM198 80H196V81L198 82ZM232 80H234V78H233ZM240 80H241V79H240ZM50 81H52V80H50ZM53 81H54V80H53ZM53 81H52V82H53ZM147 81H146V82H147ZM159 81H160V79H159ZM189 81H190V80H189ZM200 81H201V80H200ZM217 81H218V80H217ZM226 81H227V80H226ZM235 81H236V79H235ZM259 81H260V80H259ZM261 81H262V79H261ZM3 82H5V81H3ZM32 82H33V80H32ZM43 82H44V81H43ZM54 82H55V81H54ZM155 82H156V81H155ZM173 82H174V81H172V83H173ZM190 82H191V81H190ZM212 82H213V81H212ZM243 82H244V81H243ZM250 82H251V81H250ZM37 83H38V82H37ZM37 83H36V84H37ZM144 83H145V82H144ZM180 83H181V82H180ZM182 83H184V82H182ZM207 83H208V81H207ZM207 83H206V84H207ZM225 83H226V82H225ZM238 83H239V82H238ZM238 83H237V84H238ZM244 83H245V82H244ZM253 83H254V81H253ZM3 84H4V83H3ZM32 84H33V83H32ZM49 84H50V83H49ZM147 84H148V83H147ZM163 84H164V83H163ZM167 84H168V83H167ZM186 84H187V82H186ZM206 84H205V85H206ZM219 84H220V83H219ZM229 84H230V82H229ZM233 84H234V83H233ZM239 84H241V81H240ZM239 84H238V85H239ZM52 85H53V84H52ZM141 85H142V84H141ZM205 85H203V86L205 87ZM227 85H228V82H227ZM234 85H235V84H234ZM246 85H247V84H246ZM249 85H250V83H249ZM41 86H42V85H41ZM159 86H160V85H159ZM172 86H173V85L171 84V87H172ZM174 86H175V85H174ZM197 86H198V85H197ZM216 86H217V85H216ZM240 86H241V85H240ZM247 86H248V85H247ZM262 86H263V85H262ZM33 87H34V86H33ZM35 87H37V86H35ZM135 87H136V86H135ZM145 87H146V86H145ZM160 87H161V86H160ZM178 87H179V86H178ZM178 87H177V88H178ZM210 87H212V86H210ZM213 87H214V86H213ZM217 87H218V86H217ZM251 87H253V86L251 85ZM1 88H2V87H1ZM31 88H32V87H31ZM141 88H142V87H141ZM167 88H168V87H167ZM175 88H176V87H175ZM192 88H193V87H192ZM214 88H216V87H214ZM248 88H249V86H248ZM262 88H263V87H262ZM54 89H55V88H54ZM133 89H134V88H133ZM137 89H138V88H137ZM147 89H148V88H147ZM165 89H166V88H165ZM172 89H173V87H172ZM172 89H171V90H172ZM180 89H181V88H180ZM190 89H191V88H189V90H190ZM222 89L225 90V88H221V90H222ZM241 89H242V87H241ZM244 89H245V88H244ZM251 89H252V88H251ZM256 89H257V88H256ZM46 90H47V89H46ZM46 90H45V91H46ZM55 90H56V89H55ZM135 90H136V89H135ZM166 90H167V89H166ZM169 90H170V89H169ZM174 90H175V89H174ZM187 90H188V89H187ZM193 90H194V89H193ZM197 90H198V89H197ZM226 90H227V89H226ZM228 90H230V89L228 88ZM232 90H233V87H232ZM237 90H238V89H237ZM245 90H246V89H245ZM262 90H263V89H262ZM262 90H261V91H262ZM141 91H142V90H141ZM178 91H179V90H178ZM181 91H182V90H181ZM185 91H186V90H185ZM201 91H203V90H201ZM239 91H240V90H239ZM253 91H254V90H253ZM253 91H252V92H253ZM263 91H264V90H263ZM46 92H48V91H46ZM136 92H137V91H136ZM142 92H144V91H142ZM142 92H140V94H141ZM182 92H183V91H182ZM186 92H187V91H186ZM186 92H185V93H186ZM207 92H208V89H207ZM215 92H216V91H215ZM223 92H224V91H223ZM254 92H255V91H254ZM48 93H49V92H48ZM61 93H62V92H61ZM137 93H138V95H139V92H137ZM172 93H173V92H172ZM175 93H176V92H175ZM183 93H184V92H183ZM198 93H200V92H198ZM198 93H197V94H198ZM208 93H209V92H208ZM219 93H220V91H219ZM221 93H222V92H221ZM227 93H228V92H227ZM62 94H63V93H62ZM142 94H143V93H142ZM176 94H177V93H176ZM181 94H182V93H181ZM195 94H196V93H195ZM197 94H196V95H197ZM204 94H205V93H204ZM225 94H226V93H225ZM239 94H240V93H239ZM239 94H238V95H239ZM243 94H244V93H243ZM243 94H242V95H243ZM253 94H254V93H253ZM256 94H257V93H255L254 96H255ZM156 95H157V93H156ZM158 95H160V94H158ZM178 95H180V94H178ZM193 95H194V94H193ZM211 95H213V94H211ZM219 95H220V94H218V96H219ZM223 95H224V93H223ZM234 95H235V94H234ZM245 95H246V94H245ZM2 96H3V98H4V95H2ZM2 96H1V97H2ZM58 96H59V95H58ZM184 96H185V94H184ZM194 96H195V95H194ZM198 96H199V95H198ZM207 96H208V95H207ZM213 96H214V95H213ZM261 96H262V95H261ZM51 97H52V96H51ZM54 97H57V96H54ZM139 97H141V96H139ZM144 97L146 98L147 96H144ZM187 97H188V96H187ZM224 97L226 98L225 95H224ZM236 97H237V96H236ZM256 97H257V96H256ZM263 97H264V95L262 96V98H263ZM52 98H53V97H52ZM159 98H160V97H159ZM176 98H177V97H176ZM179 98H180V96H179ZM206 98H208V97H206ZM209 98H210V97H209ZM216 98H217V97H216ZM221 98H222V95H221ZM248 98H249V97H248ZM253 98H254V97H253ZM0 99H1V98H0ZM57 99H58V98H57ZM59 99H61V98L59 97ZM134 99H135V98H134ZM141 99H142V98H141ZM147 99H149V98H147ZM161 99H162V98H161ZM204 99H205V97H204ZM229 99H230V98H228V100H229ZM238 99H239V98H238ZM2 100H3V99H2ZM135 100H136V99H135ZM135 100H134V101H135ZM194 100H195V99H193V101H194ZM209 100H210V99H209ZM212 100H213V99H212ZM214 100H215V99H214ZM240 100H241V99H240ZM242 100H243V99H242ZM250 100H251V97H250ZM254 100H255V98H254ZM4 101H5V100H4ZM36 101H37V100H36ZM187 101H188V100H187ZM216 101H217V100H216ZM223 101H224V99H223ZM226 101H227V100H226ZM229 101H231V100H229ZM255 101H256L255 103H257V100H255ZM261 101H262V99H261ZM12 102H13V101H12ZM137 102H138V101H137ZM140 102H141V101H140ZM173 102H175V100H174ZM179 102H180V101H179ZM184 102H185V101H184ZM188 102H189V101H188ZM217 102H218V101H217ZM224 102H225V101H224ZM240 102H241V101H240ZM240 102H239V103H240ZM250 102H251V101H250ZM7 103H8V102H7ZM135 103H136V101H135ZM189 103H191V102H189ZM194 103H195V102H194ZM208 103H210V102H208ZM208 103H206V104H208ZM230 103H231V102H230ZM232 103H235V102L232 101ZM236 103H237V102H236ZM9 104H10V103H9ZM141 104H142V103H141ZM147 104H149V103H147ZM159 104H160V103H159ZM180 104H181V103H180ZM183 104H184V103H183ZM191 104H192V103H191ZM211 104H212V103H211ZM219 104H220V103L218 102V105H219ZM221 104H222V103H221ZM226 104H227V103H226ZM240 104H242V102H241ZM240 104H239V105H240ZM246 104H247V103H246ZM17 105H18V104H17ZM184 105H185V104H184ZM186 105H187V104H186ZM199 105H200V104H199ZM201 105H202V104H201ZM228 105H229V104H228ZM239 105H238V106H239ZM250 105H251V104H250ZM12 106H13V105H12ZM15 106H16V105H15ZM15 106H14V107H15ZM132 106H133V105H132ZM149 106H151V105H149ZM189 106H191V105H189ZM194 106H195V105H194ZM196 106H197V104H196ZM210 106H211V105H210ZM231 106H232V105H231ZM233 106H234V105H233ZM240 106H241V105H240ZM245 106H246V105H245ZM261 106H262V105H261ZM8 107H9V105H8ZM14 107H13V108H14ZM146 107H147V106H146ZM178 107H179V106H178ZM180 107H181V106H180ZM204 107H205V106H204ZM211 107H212V106H211ZM213 107H214V106H213ZM249 107H250V106H249ZM249 107H248V108H249ZM133 108H134V107H133ZM138 108H139V107H138ZM181 108H182V107H181ZM183 108H184V107H183ZM188 108H189V107H188ZM207 108H208V107H207ZM232 108H233V107H232ZM242 108H244V107H242ZM246 108H247V106H246ZM134 109H135V108H134ZM134 109H133V110H134ZM140 109H141V108H140ZM154 109H155V107H154ZM179 109H180V108H179ZM186 109H187V108H186ZM208 109H209V108H208ZM228 109H229V107H228ZM235 109H236V108H235ZM239 109H241V108H239ZM258 109H259V108H258ZM262 109H263V108H262ZM9 110H10V108H9ZM151 110H152V108H151ZM156 110H157V109H156ZM175 110H176V109H175ZM191 110H192V108H191ZM202 110H203V109H202ZM205 110H206V108H205ZM220 110H221V109H220ZM237 110H238V109H237ZM247 110H248V109H247ZM138 111H139V110H138ZM138 111H137V113H138ZM146 111H147V110H146ZM148 111H149V109H148ZM178 111H179V110H178ZM185 111H186V110H185ZM188 111H190V109H189ZM188 111H187V112H188ZM206 111H207V110H206ZM212 111H213V110H212ZM212 111H211V112H212ZM241 111H242V110H241ZM244 111H245V109H244ZM259 111H260V110H259ZM263 111H264V110H263ZM133 112H134V111H133ZM151 112H153V111H151ZM167 112H168V111H167ZM169 112H170V111H169ZM176 112H177V111H176ZM180 112H182V111H180ZM191 112H192V111H191ZM199 112H200V111H199ZM199 112H198V113H199ZM220 112H221V111H220ZM226 112H227V111H226ZM232 112H233V111H232ZM234 112H235V111H234ZM237 112H238V111H237ZM256 112H257V110H256ZM139 113H140V112H139ZM183 113H184V112H183ZM193 113H194V111H193ZM218 113H219V112H218ZM238 113H239V112H238ZM244 113H245V112H244ZM258 113H259V112H258ZM151 114H154V113H151ZM151 114H150V115H151ZM209 114H210V113H209ZM219 114H220V113H219ZM236 114H237V113H236ZM239 114H240V113H239ZM260 114H261V113H260ZM141 115H142V114H141ZM146 115H147V114H146ZM179 115H180V114H179ZM181 115H182V114H181ZM184 115H186V114H184ZM194 115H197V114H194ZM210 115H213V113H211ZM242 115H243V114H242ZM137 116H138V115H137ZM139 116H140V115H139ZM153 116H154V115H152V117H153ZM155 116H156V115H155ZM173 116H176V115H173ZM189 116H192V115H189ZM207 116H208V115H207ZM214 116H215V114H214ZM214 116H213V118H214ZM216 116H217V115H216ZM221 116H222V114H221ZM223 116H224V115H223ZM231 116H232V115H231ZM237 116H238V114H237ZM240 116H241V115H240ZM244 116H245V115H244ZM257 116H258V115H257ZM260 116H261V115H260ZM169 117H170V116H169ZM182 117H183V115H182ZM200 117H201V116H200ZM218 117H219V115H218ZM233 117H234V116H233ZM241 117H242V116H241ZM241 117H240V118H241ZM258 117H259V116H258ZM261 117H262V116H261ZM142 118H143V117H142ZM153 118H154V117H153ZM174 118H175V117H174ZM178 118H179V117H178ZM186 118H187V117H186ZM190 118H191V117H190ZM198 118H199V117H198ZM207 118H208V117H207ZM215 118H216V117H215ZM229 118H230V117H229ZM235 118H236V116H235ZM146 119H147V118H146ZM155 119H156V118H155ZM181 119H182V118H181ZM194 119H196V117H195ZM203 119H204V118H203ZM231 119H232V118H231ZM249 119H250V117H249ZM253 119H254V118H253ZM253 119H252V120H253ZM152 120H153V119H152ZM205 120H206V118H205ZM210 120H211V119H210ZM216 120H217V119H215V121H214L215 123L217 122ZM218 120H219V119H218ZM229 120H230V119H229ZM254 120H256V119H254ZM139 121H140V120H139ZM141 121H142V120H141ZM150 121H151V120H150ZM156 121H157V120H156ZM160 121H161V120H160ZM166 121H167V120H166ZM166 121H165V122H166ZM172 121H173V120H171V123H172ZM196 121H198V120L196 119ZM211 121H212V120H211ZM224 121H225V123H226V120H224ZM236 121H237V120H236ZM151 122H152V121H151ZM154 122H155V121H154ZM157 122H158V121H157ZM176 122H178V120H177ZM179 122H180V121H179ZM182 122H183V121H182ZM193 122H194V120H193ZM200 122H201V120H200ZM218 122H219V121H218ZM231 122H232V121H231ZM231 122H229L228 124H230ZM238 122H240V121L238 120ZM254 122H255V121H254ZM160 123H161V122H160ZM166 123H167V124H170L169 122H166ZM174 123H175V122H174ZM186 123H187V122H185V124H186ZM201 123H202V122H201ZM203 123H204V122H203ZM219 123H220V122H219ZM219 123H218V125H219ZM256 123H257V122H256ZM263 123H264V122H263ZM167 124H166V125H167ZM177 124H178V123H177ZM187 124H188V123H187ZM192 124H193V123H192ZM192 124H191V125L189 124V125L192 126ZM194 124H196V123H194ZM194 124H193V125H194ZM198 124H199V123H198ZM204 124H207V122H205ZM209 124H210V123H209ZM221 124H223V122H222ZM228 124H227V125H228ZM234 124H236V123H234ZM238 124H239V123H238ZM238 124H237V126H238ZM159 125H160V124H159ZM159 125H158V126H159ZM196 125H197V124H196ZM200 125H201V124H200ZM207 125H208V124H207ZM218 125H217V127H218ZM227 125H226V126H227ZM255 125H256V124H255ZM155 126H156V125H155ZM160 126H161V125H160ZM170 126H171V125H170ZM190 126H189V127H190ZM211 126H212V125H211ZM213 126H215V125H213ZM220 126H221V125H220ZM246 126H247V125H246ZM258 126H259V125H258ZM134 127H135V126H134ZM166 127H167V126H166ZM204 127L206 128V126H204ZM208 127H209V126H208ZM215 127H216V126H215ZM221 127H222V126H221ZM224 127H225V126H223V128H224ZM233 127L235 128V126H233ZM248 127H249V126H248ZM161 128H162V127H161ZM164 128H165V127H164ZM175 128H176V127H175ZM211 128H213V127H211ZM152 129H153V128H152ZM154 129H155V128H154ZM162 129H163V128H162ZM162 129H161V130H162ZM186 129H187V128H186L185 125H181V124H180V126H178V130H179L180 132H184V131H186ZM188 129H189V128H188ZM188 129H187V130H188ZM192 129H193V128H192ZM194 129H195V128H194ZM207 129H208V128H207ZM227 129H228V128H227ZM227 129H226V130H227ZM231 129H232V128H231ZM105 130H107V128H106ZM108 130H109V129H108ZM108 130H107V131H108ZM126 130H127V129H126ZM141 130H142V129H140V131H141ZM175 130H176V129H175ZM204 130H205V129H204ZM213 130H214V129H213ZM228 130H230V129H228ZM111 131H112V130H111ZM114 131H116V130H114ZM118 131H119V130H118ZM123 131H124V130H123ZM129 131H130V130H129ZM133 131H134V130H133ZM156 131H157V130H156ZM167 131H168V128H167ZM169 131H170V130H169ZM198 131H199V130H198ZM209 131H210V130H209ZM216 131H217V130H216ZM216 131H215V132H216ZM218 131H219V130H218ZM221 131H222V129L220 130V133H222ZM239 131H240V130H239ZM152 132H153V131H152ZM162 132H163V131H162ZM165 132H166V131H165ZM173 132H174V131H173ZM180 132H179V133H180ZM194 132L196 133V131H194ZM203 132H206V131H203ZM211 132H212V131H211ZM228 132H229V131H228ZM106 133H107V132H106ZM106 133H105V134H106ZM112 133H113V132H112ZM157 133H159V132H157ZM157 133H156V134H157ZM206 133H207V132H206ZM208 133H209V132H208ZM212 133H213V132H212ZM212 133H211V134H212ZM230 133H231V132H230ZM238 133H239V132H238ZM238 133H237V134H238ZM105 134H104V136H105ZM107 134H108V133H107ZM107 134H106V135H107ZM110 134H111V132H110ZM113 134H114V133H113ZM115 134H116V132H115ZM119 134H120V133H119ZM125 134H126V133H125ZM160 134H162V133H160ZM177 134H178V133H177ZM182 134H183V133H182ZM191 134H192V133H191ZM215 134H216V133H215ZM217 134H218V133H217ZM217 134H216V135H217ZM225 134H226V132H225ZM239 134H240V133H239ZM133 135H134V134H133ZM164 135H165V134H164ZM166 135H167V134H166ZM209 135H210V133H209ZM209 135H208V136H209ZM216 135H215V136H216ZM101 136H102V135H101ZM127 136H128V135H127ZM140 136H142V135H140ZM147 136H149V135H147ZM158 136H159V135H158ZM158 136H157V138H159ZM167 136H168V135H167ZM167 136H165V137H167ZM176 136H177V135H176ZM193 136H194V135H193ZM211 136H212V135H211ZM219 136H220V135H219ZM219 136H218V137H219ZM227 136H228V135H227ZM230 136H231V134H230ZM97 137H98V135H97ZM105 137H106V136H105ZM107 137H109V136H107ZM113 137H114V136H113ZM118 137H120V136H118ZM133 137L135 138V136H133ZM137 137H138V136H137ZM144 137H146V136H144ZM169 137H170V136H169ZM187 137H188V135H187ZM201 137H202V136H201ZM201 137H200V138H201ZM206 137H207V136H206ZM206 137H205V138H206ZM221 137H222V136H221ZM152 138H153V137H152ZM152 138H150V140H151ZM154 138H155V137H154ZM162 138H163V136H162ZM177 138H178V137H177ZM179 138H180V136H179ZM185 138H186V137H185ZM194 138H195V137H194ZM209 138H210V137H209ZM219 138H220V137H219ZM239 138H240V137H239ZM109 139H110V137H109ZM115 139H116V137H115ZM127 139H128V138H127ZM175 139H176V138H175ZM188 139H190V138H188ZM201 139H202V138H201ZM203 139H204V138H203ZM203 139H202V140H203ZM213 139H214V137H213ZM225 139H226V138H225ZM228 139H229V138H228ZM106 140H108V139H106ZM112 140H113V138H112ZM139 140H140V139H139ZM148 140H149V139H148ZM170 140H171V139H170ZM202 140H200V141H202ZM206 140H207V139H206ZM206 140H205V141H206ZM214 140L218 141V139H214ZM226 140H227V139H226ZM231 140H232V139H231ZM120 141H121V140H120ZM122 141H123V139H122ZM130 141H131V139H130ZM143 141H144V140H143ZM151 141H152V140H151ZM183 141H184V137H183ZM192 141H193V139H192ZM209 141H212V140H209ZM219 141H221V139H220ZM234 141H235V140H234ZM1 142H2V141H1ZM116 142H117V141H116ZM139 142H140V141H139ZM141 142H142V141H141ZM149 142H150V141H149ZM184 142H185V141H184ZM121 143H122V142H121ZM131 143H132V142H131ZM156 143H158V142H156ZM166 143H167V142H166ZM171 143H172V142H171ZM196 143H198V142H196ZM199 143H200V142H199ZM207 143H208V142H206L205 146L207 145ZM236 143H237V142H236ZM114 144H115V143H114ZM122 144H123V143H122ZM139 144H140V143H139ZM200 144H201V143H200ZM217 144H218V142H217ZM221 144L224 145L225 143H221ZM226 144H227V143H226ZM117 145H118V144H117ZM147 145H148V144H147ZM161 145H162V144H160L159 146L162 147ZM163 145H164V144H163ZM181 145H183V144H181ZM198 145H199V144H198ZM219 145H220V143H219ZM231 145H232V144H231ZM235 145H236V144H234V145H232V146H235ZM109 146H110V145H109ZM113 146H114V145H113ZM126 146H128V145H125V147H126ZM143 146L145 147V145H143ZM170 146H171V145H170ZM175 146H176V145H175ZM193 146H194V145H193ZM203 146H204V144H203ZM203 146H202V147H203ZM205 146H204V147H205ZM209 146L211 147L210 144H209ZM212 146H213V147H217V145L215 144V141L212 143ZM225 146H226V145H225ZM236 146H237V145H236ZM135 147H136V146H135ZM164 147H165V146H164ZM180 147H182V146H180ZM197 147H198V146H197ZM222 147H224V146H222ZM243 147H244V146H243ZM243 147H242V148H243ZM115 148H116V147H115ZM126 148H128V147H126ZM126 148H125V150H126ZM129 148H130V147H129ZM153 148H154V147H153ZM165 148H166V147H165ZM182 148H183V147H182ZM182 148H181V149H182ZM237 148H238V147H237ZM118 149H119V148H117V151H118ZM123 149H124V148H123ZM131 149H132V148H131ZM131 149H129V150L127 149L128 152L131 151ZM179 149H180V148H179ZM186 149H187V148H186ZM195 149H196V148H195ZM220 149H221V146H220ZM227 149H228V148H227ZM232 149H233V148H232ZM234 149H235V148H234ZM132 150H133V149H132ZM137 150H138V149H137ZM142 150H143V149H142ZM162 150H163V149H162ZM176 150H177V149H176ZM189 150H190V149H189ZM201 150H202V149H201ZM203 150H204V149H203ZM208 150H209V149H208ZM213 150H214V148H213ZM223 150H224V149H223ZM229 150H230V148H229ZM229 150H228V152H229ZM235 150H237V149H235ZM235 150H234V151H235ZM163 151H164V150H163ZM181 151H182V150H181ZM185 151H186V150H185ZM195 151H196V150H195ZM195 151H194V152H195ZM205 151H206V150H205ZM205 151H204V152H205ZM214 151H215V150H214ZM216 151H217V150H216ZM232 151H233V150H232ZM232 151H231V152H232ZM120 152H121V151H120ZM123 152H124V151H123ZM135 152H136V151H135ZM145 152H146V151H145ZM166 152H167V151H166ZM194 152H193V153H194ZM239 152H240V151H239ZM133 153H134V150H133ZM154 153H155V152H154ZM161 153H162V151H161ZM161 153H160V154H161ZM188 153H190V152H188ZM188 153H187V154H188ZM195 153H196V152H195ZM211 153H212V151H211ZM220 153H221V151H220ZM229 153H230V152H229ZM232 153H233V152H232ZM235 153H236V152H235ZM114 154H115V153H114ZM125 154H126V153H125ZM135 154H136V153H135ZM140 154H141V153H140ZM140 154H138V155H140ZM143 154H144V153H143ZM179 154H182V153H179ZM179 154H178V155H179ZM202 154H203V153H202ZM204 154H206V152H205ZM208 154H209V153H208ZM208 154L205 155V156L207 157ZM214 154H215V153H214ZM226 154H227V153H225V155H226ZM136 155H137V154H136ZM157 155H158V154H157ZM163 155H164V154H163ZM175 155H176V154H175ZM195 155H196V154H195ZM220 155H221V154H220ZM230 155H231V154H230ZM234 155L236 156V154H234ZM113 156H114V155H113ZM127 156H129V154H128ZM143 156H144V155H143ZM145 156H146V154H145ZM161 156H162V155H161ZM161 156H160V157H161ZM182 156L184 157V154H183ZM189 156H191V155H189ZM198 156H199V154H198ZM200 156H201V155H200ZM209 156H211V155L209 154ZM209 156H208V157H209ZM237 156H239V155H237ZM237 156H236V157H237ZM114 157H115V156H114ZM114 157H113V158H114ZM151 157H152V156H151ZM160 157H159V158H160ZM165 157H166V156H165ZM179 157H180V156H179ZM202 157H203V156H202ZM202 157H201V158H202ZM206 157H205V158H206ZM208 157H207V158H208ZM117 158H119V157H117ZM145 158H147V157H145ZM153 158H154V157H153ZM153 158H152V159H153ZM186 158H187V156H186ZM188 158H189V157H188ZM192 158H193V159H197L196 157H195V158H194V157H191V159H192ZM211 158H212V157H211ZM216 158H217V157H216ZM224 158H226V157H224ZM227 158H228V156H227ZM231 158H232V157H231ZM231 158H230V159H231ZM234 158H235V157H234ZM171 159H172V158H171ZM177 159H179V158H177ZM181 159H182V158H181ZM198 159H199V158H198ZM232 159H233V158H232ZM140 160H141V159H140ZM144 160H145V159H144ZM172 160H173V159H172ZM184 160H188V159H185V158H184ZM215 160H216V159H215ZM215 160H214V162H216ZM142 161H143V159H142ZM150 161H151V160H150ZM175 161H178V160H175ZM179 161H180V160H179ZM189 161H191V160H189ZM199 161H201V160H199ZM202 161H203V160H202ZM207 161H208V160H207ZM209 161H210V160H209ZM226 161H227V160H226ZM123 162H126V161H123ZM145 162H146V161H145ZM164 162H165V161H164ZM191 162H192V161H191ZM194 162H195V161H194ZM204 162H205V161H204ZM221 162H223V160H222ZM229 162H230V161H228V163H229ZM238 162H239V161H238ZM99 163H100V162H99ZM104 163H105V162H104ZM115 163H116V162H115ZM130 163H131V162H130ZM137 163H138V162H137ZM139 163H140V161H139ZM142 163H143V162H142ZM149 163H150V162H149ZM167 163H169V162L167 161ZM178 163H179V162H178ZM180 163H181V162H180ZM205 163H206V162H205ZM223 163H225V161H224ZM100 164H101V163H100ZM107 164H108V163H107ZM145 164H146V163H145ZM161 164H163V163H161ZM186 164H187V163H186ZM186 164H185V165H186ZM193 164H195V163H193ZM196 164H197V163H196ZM206 164H207V163H206ZM206 164H205V165H206ZM214 164H215V163H214ZM238 164H239V163H238ZM111 165H112V164H111ZM151 165H152V164L150 163V167H151ZM171 165H172V164H170L169 166H171ZM175 165H176V164H175ZM178 165H180V164H178ZM178 165H177V166H178ZM222 165H223V164H222ZM229 165H231V164H229ZM234 165H235V164H234ZM113 166H114V165H113ZM113 166H112V167H113ZM126 166H127V165H126ZM146 166H147V165H146ZM148 166H149V164H148ZM152 166H153V165H152ZM169 166H168V167H169ZM186 166H187V165H186ZM186 166H185V167H186ZM190 166H191V165H190ZM194 166H195V165H194ZM202 166H204V164H203ZM226 166H227V165H226ZM132 167L134 168V165H133ZM132 167H131V168H132ZM153 167H154V166H153ZM159 167H160V166H159ZM178 167H179V166H178ZM178 167H177V168H178ZM185 167H184V168H185ZM223 167H225V164H224ZM234 167H235V166H234ZM113 168H114V167H113ZM126 168H127V167H126ZM133 168H132V170H133ZM148 168H149V167H148ZM174 168H175V167H174ZM229 168H230V167H229ZM232 168H233V166H232ZM117 169H118V168H117ZM127 169H128V168H127ZM129 169H130V167H129ZM139 169H140V168H139ZM142 169H143V167H142ZM154 169H155V168H154ZM159 169H160V168H159ZM194 169H195V168H194ZM201 169H203V168H201ZM218 169H219V168H218ZM218 169H217V170H218ZM233 169H235V168H233ZM114 170H115V169H114ZM134 170H135V169H134ZM171 170H172V169H171ZM171 170H170V171H171ZM187 170H188V168H187ZM189 170H190V168H189ZM199 170H200V169H199ZM209 170H210V169H209ZM214 170H215V169H214ZM219 170H220V169H219ZM222 170H223V168H222ZM230 170H231V169H230ZM237 170H238V169H237ZM120 171H121V169H120ZM129 171H131V170H129ZM129 171H127V174H128ZM181 171H183V170H181ZM181 171H180V173H181ZM204 171H205V170H204ZM212 171H213V170H212ZM232 171H233V170H232ZM234 171H235V170H234ZM82 172H83V171H82ZM137 172H138V174H140L139 171H137ZM148 172H150V171H148ZM209 172L211 173V171H209ZM214 172H216V171H214ZM219 172H220V171H219ZM155 173H156V172H154V175H155ZM180 173H179V175H180ZM182 173H183V172H182ZM184 173H185V172H184ZM193 173H195V171H193ZM193 173H192V174H193ZM201 173H202V172H201ZM201 173H200V174H201ZM83 174H84V173H83ZM88 174H89V173H88ZM122 174H123V173H122ZM175 174H176V173H175ZM207 174H208V173H207ZM216 174H217V173H216ZM84 175H86V174H84ZM118 175H119V174H118ZM173 175H174V174H173ZM189 175H190V174H189ZM193 175H194V174H193ZM195 175H196V173H195ZM209 175H210V174H209ZM220 175H221V172H220ZM227 175H228V174H227ZM233 175H234V177H235V174H233ZM89 176H90V175H89ZM89 176H88V177H89ZM124 176H125V175H124ZM126 176H127V175H126ZM129 176H130V175H129ZM148 176H150V175H148ZM157 176H159V175H157ZM190 176H191V175H190ZM190 176H189V177H190ZM211 176H212V175H211ZM213 176H214V175H213ZM213 176H212V177H213ZM221 176H222V175H221ZM231 176H232V175H231ZM67 177H68V176H67ZM83 177H85V176H83ZM113 177H114V176H113ZM127 177H128V176H127ZM134 177H135V176H134ZM134 177H133V178H134ZM176 177H177V176H176ZM181 177H182V176H181ZM193 177H194V176H193ZM206 177H208V176L206 175ZM206 177H205V178H206ZM236 177H237V176H236ZM91 178H92V177H91ZM135 178H136V177H135ZM138 178H139V177H138ZM169 178H170L169 180H171V177H169ZM173 178H174V177H173ZM183 178H184V177H183ZM183 178H182V179H183ZM194 178H195V177H194ZM216 178H217V177H216ZM227 178H228V176H227ZM231 178H233V177H231ZM88 179H89V178H88ZM130 179H131V177H130ZM221 179H222V178H221ZM85 180H86V179H85ZM106 180H107V178H106ZM117 180H120V175H119V179H118V177H117ZM123 180H124V179H123ZM156 180H157V179H156ZM165 180H166V179H165ZM165 180H164V181H165ZM184 180H185V179H184ZM188 180H189V179H188ZM190 180H192V179H190ZM210 180H211V179H210ZM210 180H209V181H210ZM213 180H214V179H213ZM230 180H232V179H230ZM101 181H102V180H101ZM103 181H104V180H103ZM114 181H115V180H114ZM126 181H127V180H126ZM131 181H132V179H131ZM131 181H130V183H132ZM148 181H149V180H148ZM176 181H177V180H176ZM215 181H216V180H215ZM228 181H229V180H228ZM77 182H78V181H77ZM79 182H81V181L79 180ZM79 182H78V183H79ZM92 182H95V181H92ZM98 182H99V181H98ZM98 182H97V183H98ZM107 182H108V181H107ZM116 182H117V181H116ZM118 182H119V181H118ZM121 182H122V181H120L119 183H121ZM134 182H135V181H134ZM137 182H139V181H137ZM165 182H166V181H165ZM187 182H188V181H187ZM190 182H191V181H190ZM195 182H196V181H195ZM207 182H208V181H207ZM234 182H235V181H234ZM234 182H233V183H234ZM86 183H87V181H86ZM119 183H118V184H119ZM128 183H129V182H128ZM128 183H127V184H128ZM147 183H148V182H147ZM162 183H164V182H162ZM169 183H170V182H169ZM172 183H174V182H172ZM200 183H201V182H200ZM76 184H77V183H76ZM88 184H89V183H88ZM113 184H114V183H113ZM121 184H122V183H121ZM121 184H119V185H121ZM124 184H125V181H124ZM149 184H150V183H148L147 186H148ZM154 184H155V182H154ZM158 184H159V183H158ZM175 184H176V183H175ZM177 184H178V183H177ZM179 184H180V183H179ZM186 184H187V183H186ZM188 184H190V183L188 182ZM98 185H99V184H98ZM115 185H116V183H115ZM115 185H114V186H115ZM132 185H133V184H132ZM155 185H156V184H155ZM222 185H224V184H222ZM222 185H221V186H222ZM78 186H79V184H78ZM85 186H87V184H86ZM107 186H108V185H107ZM126 186H127V185H126ZM128 186H129V184H128ZM143 186H146V185H143ZM156 186H157V185H156ZM159 186H160V185H159ZM176 186H178V185H176ZM183 186H184V185H182V187H183ZM197 186H198V185H197ZM89 187H90V186L88 185L87 188H89ZM91 187H92V186H91ZM91 187H90V188H91ZM112 187H113V185H112ZM118 187H119V186H118ZM180 187H181V186H180ZM190 187H191V185H190ZM202 187H203V186H202ZM219 187H220V186H219ZM92 188H93V187H92ZM99 188H100V187H99ZM105 188H106V187H105ZM116 188H117V187H116ZM121 188L123 189L122 186H121ZM130 188H131V187H130ZM130 188H129V189H130ZM144 188H145V187H143V189H144ZM157 188H158V187H157ZM157 188H156V190H158ZM159 188H160V187H159ZM178 188H179V187H178ZM76 189H77V188H76ZM83 189H84V188H83ZM97 189H98V188H97ZM106 189H107V188H106ZM117 189H120V187L117 188ZM126 189H127V188H126ZM131 189H133V188H131ZM140 189H141V188H140ZM140 189H139V190H140ZM145 189H146V188H145ZM148 189H150V187H149ZM160 189H161V188H160ZM174 189H175V188H174ZM192 189H193V186H192ZM206 189H207V186H206ZM228 189H229V188H228ZM109 190H110V189H109ZM109 190L107 189V191H109ZM165 190H166V189H165ZM176 190H177V189H176ZM185 190H186V189H185ZM198 190H199V189H198ZM198 190L196 191V189H195L194 191L198 192ZM225 190H226V189H225ZM84 191H85V190H84ZM86 191H87V190H86ZM93 191H94V189H93ZM96 191H97V190H96ZM101 191H102V190H101ZM107 191L105 190V193H103V194H105V195L108 196V192H107ZM113 191H114V190H113ZM118 191H119V190H118ZM120 191H121V190H120ZM168 191H169V190H168ZM177 191H178V190H177ZM182 191H183V190H182ZM199 191H201V190H199ZM124 192H125V191H124ZM133 192H134V190H133ZM215 192H216V191H215ZM215 192H214V193H215ZM218 192H219V191H218ZM91 193H92V192H91ZM95 193H96V192H95ZM98 193H99V192H98ZM106 193H107V194H106ZM174 193H175V192H174ZM183 193H184V192H183ZM219 193H220V192H219ZM219 193H218V194H219ZM87 194H88V192H87ZM96 194H97V193H96ZM100 194H101V192H100ZM115 194H116V193H115ZM123 194H124V193H123ZM132 194H133V193H132ZM134 194H138V193H134ZM146 194H147V193H146ZM156 194L158 195V193H156ZM167 194H168V193H167ZM169 194H171V193H169ZM181 194H182V193H181ZM187 194H188V193H187ZM187 194H186V195H187ZM220 194H221V193H220ZM222 194H223V193H222ZM88 195H89V194H88ZM93 195H94V194H93ZM101 195H102V194H101ZM143 195H144V194H143ZM148 195H150V194H149V191H148ZM159 195H160V192H159ZM159 195H158V196H159ZM173 195H174V194H173ZM173 195H171V196H173ZM214 195H215V194H214ZM90 196H91V195H90ZM99 196H100V195H99ZM99 196H98V198H99ZM124 196H125V195H124ZM127 196H128V198L130 197L129 195H127ZM144 196H145V195H144ZM152 196H153V195H152ZM154 196H155V195H154ZM161 196H163V195H161ZM161 196H160V197H161ZM181 196H182V195H181ZM200 196H201V195H200ZM219 196H220V195H219ZM219 196H218V197H219ZM86 197H87V196H86ZM95 197H97V196L95 195ZM101 197H103V195H102ZM111 197H112V196H111ZM131 197H132V195H131ZM139 197H140V196H139ZM146 197H147V196H146ZM187 197H188V196H187ZM196 197H197V194H196ZM202 197H203V196H202ZM93 198H94V197H93ZM93 198H92V200H93ZM116 198H117V197H116ZM120 198H121V197H120ZM125 198H127V197H125ZM152 198H153V197H152ZM163 198H165V197H163ZM163 198H162V200H163ZM166 198H167V195H166ZM169 198H170V197H169ZM173 198H174V197H173ZM173 198H171V199H173ZM183 198H184V197H183ZM86 199H88V198H86ZM90 199H91V198H90ZM100 199H101V198H100ZM100 199H98V200H100ZM105 199H106V198H105ZM154 199H155V198H154ZM174 199H175V198H174ZM174 199H173V200H174ZM207 199H209L208 196H207ZM207 199H206V200H207ZM98 200H97V203L99 202ZM103 200H104V199H103ZM107 200H108V199H107ZM112 200H113V199L111 198V202H112ZM114 200H116V199H114ZM124 200H125V199H124ZM148 200H149V198H148ZM148 200H147V201H148ZM150 200H152V199H150ZM173 200H172V201H173ZM181 200H182V199H181ZM192 200H193V199H192ZM196 200H197V199H196ZM206 200H205V202H207ZM215 200H216V199H215ZM217 200H218V199H217ZM100 201H101V200H100ZM131 201H132V200H131ZM139 201H140V200H139ZM153 201H154V200H153ZM160 201H161V200H160ZM169 201H170V200H169ZM185 201L187 202L186 199H185ZM193 201H194V200H193ZM209 201H210V200H209ZM223 201H224V200H223ZM104 202H106V201H104ZM117 202H118V201H117ZM126 202H127V201H126ZM162 202H163V201H162ZM179 202H180V200H179ZM198 202H199V200H198ZM216 202H217V201H216ZM95 203H96V202H95ZM101 203H102V202H101ZM114 203H115V202H114ZM140 203H141V202H140ZM163 203H164V202H163ZM167 203H168V202H167ZM169 203H170V202H169ZM187 203H188V202H187ZM217 203H218V202H217ZM183 204H184V202H183ZM185 204H186V203H185ZM192 204H193V202H192ZM203 204H204V202H203ZM100 205H101V204H100ZM104 205H105V204H103V206H104ZM107 205H108V204H107ZM158 205H159V204H158ZM162 205H163V204H162ZM166 205H167V204H166ZM169 205H170V204H169ZM180 205H181V204H180ZM189 205H191V204L189 203ZM119 206H120V205H119ZM137 206H138V205H137ZM164 206H165V204H164ZM187 206H188V204H187ZM187 206H185V207H187ZM195 206H196V205H195ZM210 206H211V205H210ZM210 206H209V207H210ZM212 206H213V205H212ZM156 207H157V206H156ZM160 207H161V206H160ZM167 207H168V206H167ZM190 207H191V206H190ZM204 207H205V206H204ZM213 207H215V206H213ZM221 207H222V206H221ZM223 207H224V206H223ZM86 208H87V207H86ZM129 208H130V207H129ZM131 208L134 209L133 206H132ZM137 208H138V207H137ZM139 208H141V207H139ZM139 208H138V209H139ZM154 208H155V207H154ZM157 208H158V207H157ZM161 208H162V207H161ZM181 208H182V207H181ZM199 208H200V207H199ZM189 209H190V208H189ZM189 209H188V210H189ZM116 210H117V209H116ZM136 210H137V209H136ZM140 210H141V209H140ZM140 210H139V211H140ZM196 210H197V209H196ZM206 210H207V209H206ZM206 210H205V211H206ZM211 210H212V207L209 208V211H211ZM222 210H223V209H222ZM229 210H230V209H229ZM114 211H115V210H114ZM114 211H113V212H114ZM134 211H135V210H134ZM134 211H132V212H134ZM139 211L137 210V213H138ZM141 211H142V210H141ZM148 211H149V210H148ZM148 211H147V213H148ZM152 211H153V210H152ZM175 211H176V210H175ZM189 211H192V209L189 210ZM207 211H208V210H207ZM214 211H215V210H214ZM219 211H220V210H218V212H219ZM224 211H225V210H224ZM230 211H231V210H230ZM230 211H227V213H228V212L230 213ZM144 212H145V209H144ZM144 212H142L141 214H143ZM150 212H151V211H150ZM150 212H149L148 214H150ZM187 212H188V211H187ZM192 212H193V211H192ZM203 212H204V210H203ZM216 212H217V211H216ZM109 213H110V212H109ZM121 213H122V212H121ZM128 213H129V212H128ZM135 213H136V212H135ZM151 213H152V212H151ZM181 213H182V212H181ZM195 213H198V211H196ZM210 213H211V212H210ZM219 213H220V212H219ZM219 213H217V214H219ZM229 213H228V214H229ZM234 213H235V212H234ZM83 214H84V212H83ZM103 214L105 215L104 212H103ZM103 214H102V215H103ZM106 214H107V213H106ZM114 214H115V213H113V215H114ZM139 214H140V213H139ZM139 214H138V217L140 216ZM235 214H236V213H235ZM110 215H111V214H110ZM115 215H116V214H115ZM117 215H118V214H117ZM132 215H133V214H132ZM146 215H147V214H146ZM221 215H222V212H221ZM231 215H232V214H231ZM105 216H106V215H105ZM107 216H109V215H107ZM127 216H128V214H127ZM143 216H144V215H143ZM143 216H142V217H143ZM149 216H150V215H149ZM223 216H224V218H225V215H223ZM236 216H237V215H236ZM236 216H235V217H236ZM101 217H102V216H101ZM114 217H115V216H114ZM128 217H129V216H128ZM138 217H137V218H138ZM145 217H146V216H145ZM145 217H144L143 221H146ZM150 217H151V216H150ZM154 217H155V216H154ZM157 217H158V215H157ZM157 217H156V218H157ZM161 217H162V216H161ZM214 217H215V216H214ZM217 217H218V215H217ZM219 217H220V216H219ZM221 217H222V216H221ZM221 217H220V218H221ZM227 217H228V216H227ZM97 218H98V217H97ZM107 218L112 219L113 217H112V218H111V217H107ZM107 218H106V219H107ZM115 218H116V217H115ZM117 218H118V217H117ZM139 218H140V217H139ZM230 218H231V217H230ZM232 218H233V217H232ZM102 219H103V217H102ZM102 219H101V220H102ZM120 219H121V218H120ZM128 219H129V218H127V220H128ZM133 219H134V217H133ZM147 219H149V218H147ZM225 219H226V218H225ZM78 220H81V219H78ZM107 220H108V219H107ZM130 220L133 221L132 219H130ZM140 220H141V219H140ZM149 220L152 221L151 219H149ZM88 221H89V220H88ZM91 221H92V220H91ZM113 221H114V220H113ZM113 221H111V222L114 224L115 221H114V222H113ZM116 221L119 222L118 220H116ZM150 221H149V223H151ZM197 221H198V220H197ZM212 221H213V220H212ZM218 221H219V220H218ZM224 221H225V220H224ZM224 221H223V222H224ZM96 222H97V221H95V223H96ZM135 222H137V221H135ZM153 222H154V221H153ZM157 222H159V221H157ZM220 222H221V221H220ZM233 222H234V221H233ZM123 223H124V222H123ZM137 223H138V222H137ZM140 223H142V220H141ZM200 223H201V222H200ZM202 223H204V222H202ZM206 223H207V222H206ZM213 223H214V222H213ZM230 223H231V222H230ZM104 224H107V223H104ZM109 224H110V223H109ZM129 224H130V222H129ZM131 224H132V222H131ZM216 224H217V222H216ZM78 225H79V224H78ZM89 225H90V224H89ZM89 225H88V226H89ZM94 225H95V224H94ZM98 225H99V224H98ZM116 225H117V224H116ZM119 225H120V224H119ZM119 225H118V226H119ZM126 225H127V224H126ZM126 225L123 224V226H125V227H126ZM134 225H135V224H134ZM134 225H133V226H134ZM191 225H192V224H191ZM210 225H211V224H210ZM212 225H213V224H212ZM121 226H122V224H121ZM127 226H128V225H127ZM135 226H137V225H135ZM144 226H145V225H144ZM152 226H153V225H152ZM97 227H98V226H97ZM105 227H106V225H105ZM105 227H103L102 229H106ZM125 227H124V230H125ZM128 227H129V226H128ZM130 227H131V226H130ZM155 227H158V226H155ZM207 227H208V226H207ZM78 228H79V227H78ZM87 228H88V227H87ZM87 228H86V229H87ZM111 228H112V227H111ZM111 228H110V229H111ZM114 228H115V227H114ZM114 228H113V229H114ZM137 228H138L137 230L140 229L139 227H137ZM144 228H146V227H143V229H144ZM152 228H153V227H152ZM203 228H205V227H203ZM215 228H216V227H215ZM220 228H221V227H220ZM93 229H94V228H93ZM96 229H97V228H96ZM108 229H109V228H108ZM129 229H130V228H129ZM131 229H132V228H131ZM135 229H136V228H135ZM143 229H142V231L145 232ZM210 229H211V228H210ZM223 229H224V228H223ZM94 230H95V229H94ZM94 230L91 229V231H94ZM133 230H134V229H133ZM140 230H141V229H140ZM91 231H90V232H91ZM96 231H98V230H96ZM104 231H105V230H104ZM109 231H110V230H109ZM118 231H119V230H118ZM121 231H122V230H121ZM121 231H119V232H121ZM146 231H147V230H146ZM148 231H149V230H148ZM152 231H153V229H152ZM156 231H157V230H156V228H155V232H156ZM208 231H209V230H208ZM211 231H212V230H211ZM222 231H223V230H221V233H222ZM73 232H75V231H73ZM86 232H87V231H86ZM88 232H89V231H88ZM99 232H100V231H99ZM99 232H98V234H100ZM101 232H102V231H101ZM134 232H135V231H134ZM134 232H133V233H134ZM140 232H141V231H140ZM155 232H154V233H155ZM82 233H83V231H82ZM82 233H81V236H82ZM84 233H85V232H84ZM126 233H127V232H126ZM131 233H132V232H131ZM136 233H137V232H136ZM138 233H139V231H138ZM93 234H95V231H94ZM102 234H103V232H102ZM156 234H157V233H156ZM219 234H220V233H219ZM86 235H87V234H86ZM106 235H107V234H106ZM116 235H117V234H116ZM147 235H148V234H147ZM147 235H146V236H147ZM215 235H216V234H215ZM92 236H93V235H92ZM94 236L97 237L98 235L95 234ZM94 236H93V237H94ZM100 236H101V235H100ZM121 236H122V235H121ZM121 236L118 235L117 237H121ZM137 236H139V235L137 234ZM141 236H142V235H141ZM146 236H144V238H146ZM149 236H151V235H149ZM158 236H159V235H158ZM160 236H162V235H160ZM210 236H211V235H210ZM79 237H80V236H79ZM82 237H83V236H82ZM85 237H86V236H85ZM88 237H89V236H88ZM90 237H91V236H90ZM93 237H92V239H93ZM117 237H116V238H117ZM142 237H143V236H142ZM142 237H141V238H142ZM152 237H153V235H152ZM99 238H100V237H99ZM103 238H104V237H103ZM111 238H113V237H110V239H111ZM126 238H127V237H126ZM126 238L124 237V239H126ZM130 238H131V237H130ZM139 238H140V237H139ZM139 238H137V239L135 238V239H136V240H139ZM211 238H212V237H210V239H211ZM213 238H214V237H213ZM213 238H212V239H213ZM218 238H219V236H218ZM218 238H217V239H218ZM223 238H224V236H223ZM89 239H90V238H89ZM94 239H96V238L94 237ZM106 239H107V237H106ZM108 239H109V238H108ZM108 239H107V240H108ZM110 239H109V240H110ZM113 239H114V238H113ZM119 239H120V238H119ZM150 239H151V238H150ZM152 239H155V238H152ZM188 239H189V238H188ZM203 239H204V238H203ZM84 240H85V239H84ZM86 240H87V239H86ZM90 240H91V239H90ZM99 240H100V239H99ZM122 240H123V239H122ZM142 240H143V238L140 240L141 243L143 242ZM144 240H145V239H144ZM148 240H149V238H148ZM159 240H160V239H159ZM213 240H214V239H213ZM223 240H224V239H223ZM223 240H222V241H223ZM225 240L227 241V240H229V239H225ZM82 241H83V240H82ZM95 241H97V243H98V240H95ZM110 241H111V240H110ZM119 241L121 242V239L118 240V242H119ZM124 241H125V240H124ZM130 241H131V240H130ZM140 241H138V242L140 243ZM145 241H146V240H145ZM149 241H150V240H149ZM161 241H162V240H161ZM161 241H160V242H161ZM191 241H192V240H191ZM226 241H225V242H226ZM87 242H88V241H87ZM92 242H93V241H92ZM120 242H119V243H120ZM132 242L134 243V240H133ZM132 242H131V244H132ZM138 242H137V243H138ZM146 242H147V241H146ZM192 242H194V241H192ZM219 242H221V241H219ZM232 242H233V240L231 241V243H232ZM236 242H237V241H236ZM88 243H89V242H88ZM90 243H91V241H90ZM94 243H95V242H93V244H94ZM99 243H100V241H99ZM101 243H102V242H101ZM111 243H112V242H111ZM113 243H114V242H113ZM137 243H136V245L139 246V244H137ZM144 243H145V242H144ZM147 243H148V242H147ZM147 243H146V244H147ZM161 243H162V242H161ZM161 243H160V244H161ZM163 243H164V242H163ZM186 243H187V242H186ZM205 243H206V242H205ZM229 243H230V241H229ZM233 243H235V242H233ZM74 244H75V242H74ZM85 244H86V243H85ZM93 244H92V245H93ZM95 244H96V243H95ZM122 244H123V242H122ZM127 244H128V243H127ZM146 244H145V245H146ZM160 244L158 243V245H160ZM164 244H165V243H164ZM188 244H189V243H188ZM200 244H201V243H200ZM202 244H203V243H202ZM209 244H211V243H209ZM237 244H238V243H237ZM77 245H78V244H77ZM90 245H91V244H90ZM92 245H91V246H92ZM104 245H105V244H104ZM109 245H110V244H109ZM115 245H116V243H115ZM118 245H119V244H118ZM118 245H116L115 247L117 248ZM133 245H134V244H133ZM136 245H135V246H136ZM142 245H143V244H142ZM173 245H174V244H173ZM197 245H198V244H197ZM197 245H196V246H197ZM220 245H222V244H220ZM226 245H228V244H226ZM229 245H231V244H229ZM91 246H87V245H86V248L88 247L87 249H89ZM101 246H102V245H101ZM140 246H141V245H140ZM148 246L150 247V245H148ZM170 246L172 247V244H171V243L169 244V248H170ZM185 246H186V244H185ZM190 246H191V245H190ZM80 247L82 248V246H80ZM98 247H99V246H98ZM104 247H105V246L100 247V248L103 249ZM122 247H125V246H122ZM162 247H165V246H162ZM176 247H177V246H176ZM186 247H187V246H186ZM228 247H229V246H228ZM237 247H238V246H237ZM84 248H85V247H84ZM84 248H83V249H84ZM100 248H99V249H100ZM105 248H108V246L105 247ZM105 248H104L103 253L106 252ZM112 248H113V247H112ZM133 248H134V247H133ZM141 248H145V246H144V247L142 246ZM146 248H147V247H146ZM152 248H153V247H152ZM159 248H160V246H159ZM174 248H175V247H173V249H174ZM195 248H196V247H195ZM235 248H236V247H235ZM76 249H77V248H76ZM83 249H82V251H83ZM99 249H98V251H97V254L99 253ZM108 249H109V248H108ZM126 249H127V247H126ZM136 249H137V247H136ZM147 249H148V248H147ZM150 249H151V248H150ZM156 249H157V248H155L154 250H156ZM166 249H167V248H166ZM171 249H172V248H171ZM193 249H194V248H193ZM218 249H219V248H218ZM227 249H228V248H227ZM89 250H90V249H89ZM94 250H95V249H94ZM116 250H117V249H116ZM148 250H149V249H148ZM152 250H153V249H152ZM157 250H158V249H157ZM157 250H156V251H157ZM163 250H164V249H163ZM168 250H169V249H167V251H168ZM186 250H188V249L186 248ZM108 251H110V249H109ZM128 251H130V250L128 249ZM128 251H127V252H128ZM199 251H200V250H199ZM230 251H231V250H230ZM234 251H235V250H234ZM79 252H80V251H79ZM89 252H90V251H89ZM118 252H119V251H118ZM118 252H117V253H118ZM136 252H138V251H136ZM139 252H140V251H139ZM158 252H159V251H158ZM187 252H188V251H187ZM202 252H204V251H202ZM222 252H223V251H222ZM83 253L85 254V252H83ZM83 253H82V254H83ZM142 253H143V252H142ZM145 253H146V252H145ZM148 253H149V252H148ZM148 253H147V254H148ZM167 253H168V252H167ZM176 253H177V252H176ZM180 253H181V252H180ZM184 253H186V252H184ZM189 253H190V252H189ZM208 253H209V252H208ZM232 253H233V252H232ZM84 254H83V256H84ZM87 254H88V253H87ZM97 254H96V255H97ZM99 254H100V253H99ZM106 254H107V253H106ZM118 254H119V253H118ZM124 254H125V253H124ZM126 254H128V253H126ZM133 254H134V253H133ZM147 254H144V255H147ZM161 254H162V253H161ZM161 254H160V255H161ZM169 254H170V253H169ZM190 254H191V253H190ZM230 254H231V253H230ZM78 255H79V254H78ZM109 255H110V254H109ZM109 255L107 254V256H109ZM121 255H122V253H121ZM129 255H130V254H129ZM129 255H128V256H129ZM135 255H137V254L135 253ZM178 255H179V254H178ZM185 255H186V254H185ZM83 256H82V257H83ZM101 256H102V255H101ZM103 256H104V255H103ZM103 256H102V257H103ZM115 256H116V255H115ZM119 256H120V255H119ZM123 256H124V255H123ZM126 256H127V255H126ZM128 256H127V257H128ZM176 256H177V255H176ZM186 256H188V255H186ZM79 257H80V255H79ZM82 257H81V258H82ZM88 257H89V255H88ZM109 257H110V256H109ZM109 257H108V258H109ZM117 257H118V256H117ZM149 257H150V256H149ZM170 257H171V256H170ZM189 257H190V256H189ZM205 257H206V256H205ZM94 258H95V256H94ZM96 258H97V256H96ZM96 258H95V260H96ZM104 258H106V257H104ZM119 258H120V257H119ZM119 258H118V259H119ZM137 258H138V257H137ZM143 258H144V257H143ZM152 258H154V257H152ZM152 258H151V259H152ZM157 258H158V257H157ZM161 258H163V257H161ZM201 258H202V257H201ZM201 258H200V259H201ZM90 259H91V258H90ZM97 259H98V258H97ZM99 259H100V257H99ZM122 259H123V258H122ZM122 259H120L119 261H121ZM146 259H148V258H146ZM171 259H172V257H171ZM188 259H189V258H188ZM188 259H187V261H188ZM209 259H210V258H209ZM76 260H78V259H76ZM86 260H87V259H86ZM88 260H89V259H88ZM88 260H87V261H88ZM113 260H116V259H113ZM139 260H140V259H139ZM196 260H197V259H196ZM91 261H92V260H91ZM102 261H103V260H102ZM104 261H105V260H104ZM140 261H141V260H140ZM187 261H186V262H187ZM203 261H206V260H203ZM79 262H81L80 259H79ZM88 262H89V261H88ZM93 262H94V261H93ZM110 262H111V261H110ZM110 262H109V263H110ZM115 262H116V261H115ZM127 262H128V261H127ZM131 262H132V261H131ZM134 262H135V260H134ZM141 262H142V261H141ZM143 262H144V261H143ZM150 262H151V261H150ZM157 262H158V261H157ZM165 262H166V261H165ZM186 262H185V263H186ZM189 262H190V261H189ZM200 262H201V260H200ZM200 262H199V263H200ZM75 263H76V262H75ZM77 263H78V262H77ZM91 263H92V262H91ZM111 263H112V262H111ZM136 263H138V262H136ZM153 263H154V262H153ZM187 263H188V262H187ZM81 264H82V263H81ZM84 264H86V263H84ZM92 264H93V263H92ZM94 264H95V263H94ZM102 264H103V262H102ZM117 264H118V263H117ZM128 264H129V263H128ZM130 264H131V263H130ZM132 264H133V263H132ZM142 264H144V263H142ZM145 264H146V263H145ZM161 264H162V263H161ZM203 264H204V263H203ZM205 264H206V262H205ZM224 264H225V263H224Z\"/></svg>","mask_w":264,"mask_h":264}]
</instances>
